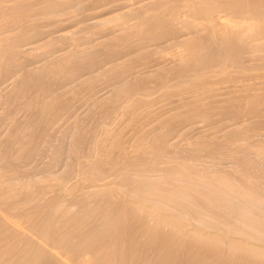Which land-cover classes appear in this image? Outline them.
<instances>
[{"label": "rangeland", "instance_id": "obj_1", "mask_svg": "<svg viewBox=\"0 0 264 264\" xmlns=\"http://www.w3.org/2000/svg\"><path fill=\"white\" fill-rule=\"evenodd\" d=\"M45 1V2H44ZM46 1H47V3H50V5L49 4H46L45 5V3H46ZM52 1H54V2H52ZM9 0V2H8V0H0V4L2 5H0V9H1V11H3V12H1L0 14V181L2 182H0V187L1 188H3L4 186H6V187H4V189H13V188H15L16 186L17 187H19V186H21L22 185V181H23V185H27V182H28V185H29V183L31 184V187H29V189L30 188H32V186L33 185H36L35 187L33 186V189L32 190H36V191H32V195H33V197H35V201L32 203V204H38L36 207L38 208L39 207V209L40 208H42V207H44L45 206V204H48V200L50 201L54 196L56 197V199H55V201L57 200L58 202L59 201H61V204H62V202H65V201H63L62 199H61V197H62V195L64 196V197H62V198H64V200H65V197L67 196L65 193H67L69 196H71L72 195V192H71V190L70 189H72V190H74L73 188L75 187V189H76V187H83V186H85V188L87 189V190H89V189H91V188H98V189H100L101 187L102 188H104V187H106V185L108 184V186H110V188L112 189V187H114L113 189H115V188H117V186L115 187V185L116 184H113V183H117V179L116 178H118V181H119V177L121 176V178H123V179H126L125 177H123L124 175L130 180L129 182H130V184H131V181L133 182L132 183V185H131V187L130 186H127V188H125L124 190H127V192H125V193H128V191H129V193H130V198H129V196H126V195H122V196H120V197H125V199L123 198H120V202L122 201V200H124V202L126 203H128V204H130V201L131 200H136L137 202H136V204H141V202H142V204H148V205H151V206H154L155 204L156 205H159V204H161L160 206L162 207V206H164V208L165 209H167V211H171V212H173L174 213V215L175 216H178L179 215V218L182 220V222H183V224L184 225H186L185 226V230H189V231H196V230H200V228H201V232H204L205 233V231L207 232V233H211V234H213L214 232V236H217L216 234L218 233V232H223L224 230L223 229H226L223 233H221V237H222V234H223V236L227 233V235H225V236H229V237H231V235H232V239H234V238H236L235 240L236 241H238V239H240L239 240V242L240 241H242V243H243V241H247V243H252V245L254 246H257L258 248H260V249H262L263 247H264V244H261V242H264V234H263V232L264 231H262V230H264V202H262V200H264V152L262 153V151H264V146H263V144H264V121L263 122H261L260 121V123H262V124H257L258 126H260V127H257V125H255L254 123H255V121H257L256 123H258L259 122V118L260 119H262L261 117H259V116H261L260 114L258 115V119H257V117H255L257 120H253L254 121V123L250 120V119H254V117H249L250 119H245L244 121L242 120L243 118H245V116L243 115H241L242 117V119L240 120H236V117L235 118H233L232 119V115H234V114H232L231 113V115H229V113L228 114H226V115H224V116H226V117H228V116H230V118L228 117V118H222V116L223 115H219V117L221 118L220 120H219V117H218V114L216 113V111L214 112V113H216V114H213V113H211L212 115H210V117H212V120L210 121V123H208L209 121H205L204 122V120H203V122H202V120L197 116L196 118L197 119H194V118H188V117H185L184 118V120L186 119V120H191V121H187L186 123L184 122V120H181V119H179V121L177 122V119L176 120H174L175 122H176V124H174L173 126H175V127H173L174 129H171V130H173V131H170V133L169 134H167V136H165V137H167L166 138V143L168 144V146L170 147V148H167L168 149V151H164V153H159L160 155H162V156H157V155H155V153L153 152V155H152V157H149L148 155H149V153H150V151H148L149 153H148V155L146 156H142V155H144V154H141V157H143V158H141L140 156H139V158L138 157H136L135 159L134 158H132L133 157V153L135 152V149H133V148H135V147H132V146H137L139 143H143L144 142V144L145 145H149V144H151L150 142L153 140L154 141V139L156 138H152V137H154L155 136V134L158 136L159 135V133H163V130H161V126L160 127H158L157 125H158V123H156L155 121H157V119H160L161 118V116L163 117V115H164V112H166L165 113V116L167 115V113L169 112V114L170 115H172V113L170 112V110L172 111L173 109L175 110H177L178 112H179V114L181 115V114H183L182 112L184 111L185 112V110L184 109H186V111H187V109H189L190 107H187L186 108V106H190L191 105V102L193 101V102H195L196 101V99L200 96V94H201V92L200 91H202L203 89L202 88H191V87H185L186 85H184L185 83H183L184 81L183 80H180L179 78H176V80H178V81H174L173 79H175V78H173V79H170V81L168 82V85L171 83V84H178V85H174L175 87H173V85H172V88L173 89H175V90H173L171 87H170V89H169V91L168 92H166V90L167 89H165V87H160L159 85H158V83H155V82H153V80L151 79L152 77L150 76L153 72V75L152 76H154V74L155 73H159V71L158 70H160V68H165L164 70H169L170 68V65H171V69H172V67L174 68L175 66H178L180 63H179V60H182V62L184 61V59H182V58H184V57H182V58H179L178 56H180V53L182 54V50H184L183 49V47L181 46V45H179V43H182V42H184V41H186L187 39H188V34H189V37H192L191 35H192V33H193V31H191L190 32V30H187L186 29V31L184 30V28L182 27V28H180L181 27V25H179V24H181L180 23V21H177V20H175L176 22H177V24L179 25V28H177V29H179L178 30V32H176L177 31V29H175V33H179V37H178V35H176V34H168V37H166L165 36V38H166V40L164 39V38H162V40H161V37L160 38H158V39H155V38H153L154 39V41H153V39H152V41L150 40L151 39V37L153 36V34H151V33H153V32H155V33H157L155 30L152 32V30H151V32L149 31L150 29H153V28H149V30L147 31L146 29V31L147 32H150V35H152V36H148V34L149 33H147V35H145V31H142V32H144V35H145V37L146 38H144L143 36V34L140 32V34H142V37L139 35H134V36H138L139 38L141 37L143 40L144 39H147V40H144V41H140L139 40V42H138V40H137V38H135L133 35H131V36H129V38L127 37V39H126V41H122V39H120V40H116V41H114V42H109L110 40H111V37H112V39L116 36H121L122 34H121V32L123 33V34H127L128 32H127V30H130L132 27H134V25L137 27V25L136 24H138V23H140V18H141V21H143V19H142V15L144 16V14L146 13L145 11H148L150 8H152V6H150V5H157L158 4V2L159 1H166V0ZM56 1V2H55ZM140 1L142 2V3H140ZM2 2V3H1ZM3 2L4 3H6V4H3ZM7 2H8V4H7ZM15 2V3H14ZM24 2V3H23ZM57 2H58V4H57ZM61 2L63 3V4H61ZM144 2V3H143ZM150 4H149V3ZM153 2V3H152ZM157 2V3H156ZM170 2H171V0H170ZM172 2H176V0L174 1H172ZM12 3V4H11ZM22 3V4H21ZM27 3V4H26ZM54 3V4H53ZM142 5V7H139V6H141L140 4ZM160 3V2H159ZM167 3L169 4V0H168V2H166V5H167ZM30 4V5H29ZM55 4H57V5H55ZM162 5H163V3H161ZM160 4V5H161ZM164 4H165V2H164ZM171 4H173V3H171ZM10 6L9 8H8V6ZM15 5V6H14ZM18 5V6H17ZM22 5H24V6H22ZM26 5H28V7L26 6ZM47 5H48V7H47ZM52 5V6H51ZM54 5V6H53ZM59 5V6H58ZM161 5V6H162ZM22 6V7H21ZM34 6V7H33ZM49 6H51V7H49ZM149 8H148V7ZM165 6V5H164ZM164 6H162V7H164ZM168 6V5H167ZM12 7V8H11ZM17 7V8H16ZM33 7V8H32ZM45 7H46V9H45ZM137 7H139V8H137ZM159 7V6H158ZM161 7V8H162ZM3 8V9H2ZM5 8V9H4ZM8 8V9H7ZM24 10H23V9ZM32 8V9H31ZM50 8V9H49ZM135 8V9H134ZM137 8V9H136ZM141 8L144 10V12H143V10L141 11ZM148 8V9H147ZM7 9V10H6ZM12 9V10H11ZM35 9V10H34ZM53 9V10H52ZM145 9H147V10H145ZM5 10V11H4ZM17 10V11H16ZM32 10V11H31ZM38 10V11H37ZM50 10V11H49ZM151 10V9H150ZM8 11V12H7ZM10 11H12L11 12V14H13L14 15V17H13V15H12V17L13 18H17V16H15V15H18V21L17 20H11V19H13L12 17H10L11 16V14H10V16H8L9 15V13H10ZM27 11V12H26ZM35 11V12H34ZM53 11V12H52ZM140 11V12H139ZM25 14H24V13ZM141 12H143V14L141 15L140 13ZM149 13H146L145 14V16L147 17V21L151 18V19H153V16H152V14H151V12L152 11H148ZM19 13H21L20 15H19ZM6 14H8L7 16L8 17H10V18H8L7 16H6ZM25 15L23 18H22V15ZM31 14V15H30ZM28 15H30V16H28ZM136 15H138L137 17H136ZM141 17H140V16ZM150 15V16H149ZM168 14H165L164 16H163V18H164V20L165 19H167V18H169L168 16H167ZM4 16H6L7 18H5ZM27 16V18L25 19V17ZM143 17L144 18V20L146 19V17ZM152 16V17H151ZM2 18V19H1ZM4 18H5V20H4ZM23 20H22V19ZM138 19V23L136 22V20ZM149 18V19H148ZM8 19H10V20H8ZM21 21H20V20ZM30 19V20H29ZM150 19V20H151ZM24 20H25V22H24ZM32 20V21H31ZM149 20V21H150ZM168 20V19H167ZM9 21H11V22H9ZM27 21V22H26ZM136 23H135V22ZM146 21V20H145ZM146 21V23H150V22H147ZM154 20H152L151 22H153ZM175 21H174V23H175ZM14 22H16V23H14ZM18 22V23H17ZM24 22V23H23ZM30 22V23H29ZM93 23V24H92ZM174 23H172V24H174ZM171 24V23H170ZM16 25H18L19 26V28L21 29H18V26H16ZM119 25V26H118ZM177 25V26H178ZM5 26H7V27H5ZM127 26H129V27H127ZM132 26V27H131ZM94 27V28H93ZM105 27V28H104ZM108 27H109V29H108ZM168 27V26H167ZM166 27V28H167ZM171 27H173L174 28V25H172V26H170V28ZM13 28V29H12ZM15 28V29H14ZM107 28V29H106ZM123 28V29H122ZM126 30H125V29ZM169 28V27H168ZM167 28V29H168ZM170 28L168 29V30H170ZM97 29V30H96ZM133 29V28H132ZM131 29V30H132ZM182 29V31H180ZM101 30V31H100ZM105 30V31H104ZM107 30V31H106ZM111 30V31H110ZM120 30V31H119ZM123 30V31H122ZM125 30V31H124ZM183 30H184V32H183ZM4 31V32H3ZM8 33H7V32ZM64 31V32H63ZM101 32V33H99V32ZM108 31H110V32H108ZM116 31V32H115ZM166 31V30H165ZM171 31V30H170ZM180 31V32H179ZM65 32L66 33H68V35H66L65 34ZM103 32H105V33H103ZM114 32V33H113ZM119 32V33H118ZM125 32V33H124ZM130 32V31H129ZM166 32H168V31H166ZM174 32V31H173ZM172 32V33H173ZM183 32V33H182ZM187 32V33H186ZM201 32V31H200ZM199 32V33H200ZM154 33V34H155ZM168 33H170V32H168ZM187 34V36H185L186 34ZM62 34H63V36H62ZM107 34V35H106ZM119 34V35H118ZM158 34V33H157ZM183 34V35H182ZM191 34V35H190ZM195 33H193V35H194ZM4 35V36H3ZM96 35V36H95ZM113 35H114V37H113ZM159 35V34H158ZM157 35V36H158ZM169 35H170V37H169ZM172 35H174L173 37H172ZM176 35V36H175ZM182 35V36H181ZM71 36V37H70ZM104 36V37H103ZM109 36V37H108ZM157 36H155V37H157ZM160 36V35H159ZM158 36V37H159ZM185 36V39L186 40H184L183 41V39H181L182 40V42H181V40L179 39V38H182V37H184ZM3 38V40H2V38ZM4 37H6V38H4ZM9 39H8V38ZM15 37V38H14ZM109 39H108V38ZM147 37H149V38H147ZM154 37V36H153ZM176 37V38H175ZM194 37H195V35H194ZM196 37H197V34H196ZM105 38V39H104ZM109 40V41H107V39ZM138 38V39H139ZM140 38V39H141ZM168 38V39H167ZM193 38V37H192ZM6 39V40H5ZM41 39H42V41H41ZM70 39V40H69ZM73 39V40H72ZM103 39H104V41L106 42V43H104L103 44ZM141 39V40H142ZM161 41H160V40ZM164 39V40H163ZM172 39H174V40H172ZM176 39H177V41H176ZM178 39L180 40L179 42H178ZM72 40V41H71ZM76 42H75V41ZM96 40H98V41H96ZM114 40V39H113ZM169 40V41H168ZM171 40V41H170ZM6 41V42H5ZM9 41V42H8ZM69 41H71V43L69 42ZM95 41V42H94ZM102 41V42H101ZM147 43H146V42ZM167 41V42H166ZM175 41V42H174ZM263 41V40H262ZM1 42H4V43H2L1 44ZM8 42V43H7ZM48 42V43H47ZM99 42V43H98ZM170 44H169V43ZM13 43H15V44H13ZM17 43V44H16ZM65 43V44H64ZM73 43V44H72ZM110 43H112V45L110 44ZM167 43V44H166ZM4 44V45H3ZM7 44V45H6ZM19 44V45H18ZM101 44V45H100ZM13 45V47H15L14 49L11 47ZM16 45V46H15ZM53 45V46H52ZM105 45V46H104ZM107 45V46H106ZM110 45V46H109ZM165 45V46H164ZM171 45V46H170ZM175 45V46H174ZM263 45V44H262ZM262 45H260L261 47H262ZM168 46V47H167ZM260 46H258V47H260ZM5 47V48H4ZM7 47V48H6ZM157 47V48H156ZM257 49H256V48ZM258 47L257 46H250V50H248L249 52L251 51V50H253V51H251L252 52V55H250V53L246 50L245 51V54L248 52L249 53V55L251 56V58L248 56V57H246L247 56V54L245 55L244 53H243V57H244V55H245V58L243 59V58H240V57H242L241 55H240V57H239V59H243V60H245L246 58V64H245V62L243 61V63H244V66L246 65L247 66V63L249 62V60H250V62L248 63L249 64V66H251V65H253V66H255V67H253L252 69L251 68H249L250 69V71H249V73L247 72V77L249 78L250 77V79H252L253 77L255 78V80H254V78H253V81L252 80H250V79H247V77H244V75H246V74H244V75H242V77L240 76V75H238L239 77H236L235 79H234V83L233 84H235V85H230V83H228L230 86V92H234V88H235V91L236 90H239V87L241 86V84H240V82L241 83H243L242 81L244 80V82H246L247 84H250L251 85V83L252 84H255V86H253L254 88L256 87V84L258 83V82H260L262 79L264 80V78H262V77H264V60L262 61V62H260V59L259 58H261V57H263L264 58V52L263 53H260L262 50H264V47H260L259 49H258ZM3 48V49H2ZM12 48V49H11ZM213 48V47H212ZM212 48H210V49H212ZM215 49H219V48H216V47H214ZM251 48H253V49H251ZM11 49V50H10ZM16 49H17V51H16ZM21 49V50H20ZM62 49V50H61ZM110 49V50H109ZM210 49H208V51L210 50ZM15 50V51H14ZM61 50V51H60ZM65 50V51H64ZM214 50V49H213ZM213 50L211 51V52H213ZM260 52H259V51ZM5 51H7L6 53H4ZM9 51V52H8ZM64 51V52H63ZM67 51V52H66ZM209 51V52H210ZM214 51H216V50H214ZM254 51H256V52H254ZM13 52H15V54L16 55H14V53ZM53 52V53H52ZM70 52V53H69ZM73 52V53H72ZM177 52V53H176ZM256 54V53H260L261 55H260V57L258 58V57H255V60H254V58H252V57H254V53ZM10 53V54H9ZM13 53V55L15 56H13V55H11ZM17 53H18V55H17ZM64 53V55L63 56H61L62 54ZM67 53H69V55L67 54ZM76 53V54H75ZM92 53V54H91ZM111 53V54H110ZM176 53V54H175ZM258 53V54H259ZM6 54V55H5ZM61 54V55H60ZM67 54V57L65 56ZM70 54H72V55H70ZM174 54V56H175V58L172 56ZM183 54H184V52H183ZM11 55V56H10ZM21 55V56H20ZM90 55H92V57L90 56ZM17 56V57H16ZM70 56V57H69ZM73 56H75V57H73ZM95 56V57H94ZM256 56V55H255ZM259 56V55H258ZM4 57V58H3ZM15 59H14V58ZM8 58H9V60H8ZM20 58V59H19ZM67 58H69V59H67ZM92 58V59H91ZM172 58V59H171ZM177 58V59H176ZM249 58V59H248ZM45 59V60H44ZM73 59V60H72ZM91 59V60H90ZM186 59V58H185ZM187 59H188V57H187ZM186 59V60H187ZM238 59V60H239ZM262 59V58H261ZM3 60V61H2ZM4 60H6V61H4ZM15 62H14V61ZM67 60H69V61H67ZM95 60V61H94ZM189 60V59H188ZM240 60V61H241ZM259 62H258V61ZM13 61V62H12ZM18 61V62H17ZM73 61H74V63H73ZM190 61V60H189ZM188 61V62H189ZM248 61V62H247ZM9 62V63H8ZM17 62V63H16ZM60 62V63H59ZM63 62H66V63H64L65 64V66L63 67V69L67 66V68H65L64 70H61L62 69V67H59L58 69H56L57 68V65L58 66H61V64H63ZM67 62H68V64H74V66L71 64V65H68L67 64ZM70 62V63H69ZM186 62V61H185ZM227 62L228 61H225V63L226 64H222V65H225V66H227V67H229V63H230V61L228 62V64H227ZM252 62H254V63H252ZM46 63V64H45ZM55 63H57V64H55ZM96 63V64H95ZM252 63V64H251ZM257 63V64H256ZM260 63V64H259ZM4 64V65H3ZM14 65V67H13V65ZM42 64V65H41ZM67 64V65H66ZM109 64V65H108ZM161 64V65H160ZM162 64H163V66H162ZM167 64V65H166ZM178 64V65H177ZM8 65V66H7ZM53 65V66H52ZM55 65V66H54ZM77 65V66H76ZM92 65V66H91ZM106 65V66H105ZM161 67H160V66ZM165 65V66H164ZM257 65V66H256ZM261 66V67H259V66ZM11 66V67H10ZM79 66V67H78ZM96 66V67H95ZM112 66H115L113 69H112ZM169 66V67H168ZM225 66H220V68H224ZM233 65H231L230 67L231 68H233L232 67ZM245 66V67H246ZM248 66V67H249ZM7 67H10V69L9 68H7ZM82 67V68H81ZM98 67V68H97ZM109 67H110V69H109ZM259 67V68H258ZM5 68V69H4ZM52 68V69H51ZM100 68L102 69V70H100ZM106 68H108V69H106ZM119 70H118V69ZM144 68V69H143ZM219 68V69H220ZM235 68V67H234ZM233 68V69H234ZM247 68V67H246ZM4 69V70H3ZM21 69V70H20ZM45 69V70H44ZM55 69V70H54ZM79 69V70H78ZM213 69V68H212ZM214 69H217V67H215ZM219 69L218 70H216V76H217V72H219ZM230 69V68H229ZM232 69V70H233ZM9 70V71H8ZM41 70V71H40ZM43 70V71H42ZM53 70V71H52ZM56 70H57V72H56ZM112 70H113V72L114 73H112ZM116 70H118L119 72H121V74L119 73L118 75H120V78L121 79H118L117 77H118V75H115V73L117 74L118 73V71H116ZM227 71H228V68L226 69ZM7 71V72H6ZM31 71V72H30ZM35 71L37 72V73H35ZM45 71V72H44ZM62 71V72H61ZM111 71V72H110ZM116 71V72H115ZM142 71V72H141ZM156 71H158V72H156ZM230 71V70H229ZM260 71V72H259ZM13 72V73H12ZM40 72V73H39ZM53 72V73H52ZM64 72V73H63ZM106 73L107 75H108V73H109V75L107 76L106 74H104V73ZM148 72V73H147ZM160 72H161V70H160ZM251 72L252 73H254L255 72V74H259V76H256L255 74H253V76H252V74H251ZM257 72V73H256ZM7 73V74H6ZM18 73V74H17ZM22 73V74H21ZM31 73V74H30ZM55 73V74H54ZM63 73V74H62ZM73 73V74H72ZM95 73V74H94ZM145 73V74H144ZM210 73V72H209ZM221 73V72H220ZM261 73V74H260ZM263 73V74H262ZM19 74H20V76H19ZM38 76H37V75ZM40 74V75H39ZM46 74H48V75H46ZM52 74H54L53 76H52ZM60 74V75H59ZM75 74V75H74ZM102 74V75H101ZM140 76H139V75ZM142 74H144V77H143V75ZM212 74V76L214 75L215 76V73L213 74V72L211 73ZM36 75V76H35ZM43 75V76H42ZM57 75V76H56ZM90 75H92V78H91V76ZM135 75V76H134ZM146 75V76H145ZM155 75H157V74H155ZM249 75H251V76H249ZM257 77H255V76ZM261 75V76H260ZM40 76V77H39ZM45 76V77H44ZM51 76V77H50ZM64 76V77H63ZM88 76V77H87ZM94 76H96L97 77V80L95 81V79H96V77H94ZM105 76V77H104ZM110 76V77H109ZM117 76V77H116ZM122 76V77H121ZM136 76H139V77H136ZM147 76H148V78H147ZM213 76V81H212V79L210 80V77H209V80L210 81H212L213 82V86L214 87H217V91H219V89L220 90H229V88H227L226 87V85H228V84H225V82H222L221 83V81L218 83V81H216V83H215V79L217 80V77L215 76L214 77ZM29 77V78H28ZM33 77V78H32ZM53 77V78H52ZM99 77V78H98ZM101 77H103V78H101ZM107 77V78H106ZM142 78V79H144L145 78V84H147L148 83V81H150V80H152V84L150 85L149 84V86H148V84L146 85V86H148L149 87V90H148V88L146 89V90H141L140 89V91L138 92V90H139V88H136V89H138V90H136V89H133V90H135V91H132L131 90V92H133L132 93V95L131 96H128V95H130L131 94V92H130V94H128V95H126V94H122V95H120L118 98H117V100H119V101H117V102H115V103H118V104H114V103H112V104H108V102H110L111 101V96H112V94H114L115 93V90L117 91L118 90V88L120 89H122V88H124L126 85L128 86V84L130 85V83L131 82H133L135 79H139V78ZM151 77V78H150ZM240 77H241V81H240ZM261 79V80H259V78ZM37 78V79H36ZM74 78V79H73ZM110 78V79H109ZM112 78V79H111ZM114 78V79H113ZM124 78V79H123ZM127 78V79H126ZM135 78V79H134ZM146 78H147V82H146ZM149 78H150V80H149ZM238 78V79H237ZM245 78V79H244ZM30 79V80H29ZM35 79V80H34ZM42 79V80H41ZM52 79V80H51ZM78 79V80H77ZM90 79L91 80H93L94 79V81H91V83H90ZM100 79V80H99ZM106 81H105V80ZM108 79L110 80V81H108ZM256 79H258V80H256ZM22 80V81H21ZM25 80V81H24ZM32 80H34L33 82H32ZM40 80V81H39ZM43 80H46V81H43ZM49 80H51V81H49ZM67 80V81H66ZM74 80V81H73ZM99 80V81H98ZM118 82H116V81ZM125 80V81H124ZM137 80H135V81H137ZM172 80V81H171ZM179 80L181 81V83L183 84H181V83H179ZM237 80H239V81H237ZM245 80H247V81H245ZM262 80V81H263ZM37 81V82H36ZM49 81V82H48ZM68 81H69V83H68ZM80 81V82H79ZM89 81V82H88ZM105 81V82H104ZM108 81V82H107ZM174 81V82H173ZM183 81V82H182ZM224 81V80H223ZM249 81H252V82H250L249 83ZM20 82V83H19ZM26 82V83H25ZM79 82V83H78ZM126 82H127V84H126ZM129 82V83H128ZM235 82H238L237 84L235 83ZM254 82H256V83H254ZM35 83H37V84H35ZM40 83L42 84V85H40ZM74 83V84H73ZM125 83V84H124ZM134 83V82H133ZM154 83V84H153ZM216 85H215V84ZM245 83V84H246ZM261 83V84H260ZM259 84L260 85H262V88H261V86L259 85V84H257V85H259L260 87L258 88V89H260V91L262 90V92H264V85L262 84V83H264V81L263 82H260ZM24 84V85H23ZM30 84V85H29ZM70 84H71V86H70ZM83 86H82V85ZM85 84V85H84ZM87 84V85H86ZM217 84H219L218 86H217ZM223 84H225V85H223ZM22 85V86H21ZM34 85V86H33ZM40 85V86H39ZM64 85H65V87H64ZM66 85H67V87H66ZM73 85V86H72ZM110 85V86H109ZM116 85H117V87H116ZM122 85V86H121ZM239 86V87H235V86ZM33 86V87H32ZM38 86V87H37ZM42 86H44L43 88H41ZM69 86V87H68ZM112 86V87H111ZM170 86V85H169ZM179 86L181 87L182 86V88H179ZM47 87V88H46ZM63 87V88H62ZM79 87H80V89H79ZM82 87V88H81ZM114 87H116V88H114ZM153 87V88H152ZM211 88H212V86H210ZM224 87V88H223ZM232 87H234V88H232ZM258 87V86H257ZM71 88H73V89H71ZM78 88L79 90H76V89ZM151 88L154 90H152L151 92H150V90H151ZM158 88V89H157ZM161 88H162V90L163 89H165L164 91L165 92H162V90H161ZM177 88H179L178 90H177ZM184 88H186L187 90L186 91H184L185 89ZM223 88V89H222ZM238 88V89H237ZM241 88V87H240ZM43 89V90H42ZM47 89V90H46ZM64 89V90H63ZM76 90V92H75V90ZM172 89V90H171ZM215 89H213V91L215 90ZM257 89V88H256ZM24 90V91H23ZM29 90V91H28ZM45 90V91H44ZM73 90H74V92H75V94H72V92H73ZM149 92H148V91ZM182 91V92H180V91ZM21 91V92H20ZM43 91V92H42ZM49 91V92H48ZM63 91V92H62ZM109 91H110V94H109ZM137 91V92H136ZM156 91V92H155ZM172 91H173V94H174V92H176V94H172ZM183 91H184V94H183ZM189 91H191V92H189ZM192 91H194V92H192ZM198 92V97H197V92ZM217 91L215 92H211V95L212 94H214V96L212 95V96H210V94L209 95H207V96H209L208 98L209 99H211V101H212V98L211 97H214V98H216L217 96H220L221 98L223 97V96H225V97H227V94H228V92L229 91H227V94H225V92L226 91H224V92H222V91H220V94H219V92H218V94H217ZM140 92H143V94H140ZM154 92H155V94H154ZM159 92H161V94H163V95H161V94H159ZM203 92H204V90L202 91V94L201 95H203L202 97V99H203V101H204V99H205V101H206V98H207V96H205L204 94H205V92H204V94H203ZM221 92H222V94H221ZM164 93L166 94L165 96H164ZM66 96H65V95ZM134 94V95H133ZM135 94L137 95V94H139V95H137V96H135ZM145 94V95H144ZM147 94H148V96H147ZM154 94V95H153ZM171 94H172V96H171ZM193 94H196V96L195 95H193ZM73 95H75L74 97H73ZM215 95H216V97H215ZM52 96V97H51ZM71 96V97H70ZM126 96H128L129 98H126ZM133 96V97H132ZM136 97V99H135V97ZM142 96H146V98L145 97H142ZM168 96V97H167ZM192 96V97H191ZM205 96V97H204ZM69 97V98H68ZM73 97V98H72ZM109 97V98H108ZM120 97H122V99H119ZM137 97H140V98H142V99H140V98H138L139 100H137ZM158 97V98H157ZM189 97V98H188ZM75 98V99H74ZM109 99V101H108V99ZM145 98V100L143 101V99ZM191 98V99H190ZM195 99V100H192V99ZM201 98V97H200ZM213 98V99H214ZM218 99H219V97H217ZM220 98V99H221ZM74 99V100H73ZM107 99V100H106ZM127 99V100H126ZM132 99V100H131ZM149 99V100H148ZM201 99V100H202ZM218 99H216V101L219 103H217V106H222L223 104H221L222 103V101L221 102H219L220 101V99L218 100ZM33 100V101H32ZM96 100V101H95ZM105 100V101H104ZM129 100V101H128ZM133 100H135V102L133 101ZM137 100V101H136ZM142 101V104H143V106L141 107V105L139 104V103H141V101ZM154 100V101H153ZM172 100H174V101H172ZM184 100V101H183ZM192 100V101H191ZM221 100H224V98H222ZM30 101V102H29ZM36 101V102H35ZM103 101V102H102ZM123 101H124V103H123ZM130 101H131V104H129L130 103ZM187 101H189V103H187ZM210 101V100H209ZM210 101V102H211ZM214 101H215V99H214ZM216 101H215V103H216ZM31 102H32V104H31ZM39 102H40V104H39ZM107 102V105L105 104V103ZM122 102V103H121ZM147 103L146 105H145V103ZM192 102V103H193ZM213 102V101H212ZM42 103V104H41ZM44 103V104H43ZM105 105H103V104ZM137 103V104H136ZM30 104V105H29ZM35 104V105H34ZM47 104V105H46ZM194 104V103H193ZM192 104V105H193ZM214 104V103H213ZM33 105V106H32ZM38 105V106H37ZM40 105V106H39ZM45 107H44V106ZM101 105V106H100ZM120 105V106H119ZM122 105V106H121ZM130 107H129V106ZM133 105V106H132ZM137 105H139V107L137 106ZM145 105V106H144ZM215 105V107H216V104H214ZM103 106V107H102ZM110 106V107H109ZM113 106V107H112ZM117 106V107H116ZM132 106V107H131ZM135 106H137L138 108H137V110H136V107ZM37 107H39V108H37ZM105 107H106V109H105ZM107 107H109V110H108V108ZM112 107V108H111ZM129 109H128V108ZM149 107H150V109H149ZM192 107V106H191ZM43 108V109H42ZM118 108V109H117ZM35 109V110H34ZM37 109V110H36ZM44 109H45V112H44ZM111 109H113V110H111ZM123 109H125V110H123ZM132 109V110H131ZM135 109V110H134ZM35 112H34V111ZM47 110V111H46ZM51 110V111H50ZM53 110V111H52ZM106 110V111H105ZM127 110V111H126ZM128 110H130L131 111V115H130V111L128 112ZM146 110V111H145ZM148 110L150 111V113H151V110H152V113H153V116L155 117H153L152 118V116H151V118H152V120H151V118L149 117L148 118V116H150V115H152V113L150 114V115H148V113H146V112H148ZM156 110V111H155ZM174 110L172 111L173 112V115L177 112L176 110V112L174 113ZM264 106L262 105V106H260V111L261 112H263V114H262V116L264 115ZM37 111V112H36ZM39 111H41L42 112V115H40L41 114V112H39ZM120 111V112H119ZM122 111H123V113H122ZM134 111V112H133ZM135 111H137L136 113H135ZM154 111V112H153ZM162 111H164L163 113H161ZM44 112V113H43ZM49 112V113H48ZM59 112V113H58ZM103 112H104V114H103ZM111 112H113L112 114H111ZM117 112V113H116ZM133 112V113H132ZM144 112H145V114H144ZM155 112L157 113V112H160V114H163V115H161L160 117L158 116V118H157V115H159V113H157V114H155ZM177 112V113H178ZM35 113V114H34ZM46 113V114H45ZM57 113H58V115H57ZM94 113V114H93ZM97 113V114H96ZM107 113V114H106ZM110 113V114H109ZM39 114V115H38ZM50 114V115H49ZM54 114V115H53ZM147 114V115H146ZM156 116H155V115ZM168 114V117L170 116ZM144 115V116H143ZM48 116V117H47ZM55 116V117H54ZM102 116H103V118H102ZM110 116V117H109ZM135 116V117H134ZM176 116H178V115H176ZM47 117V118H46ZM129 117V118H128ZM137 117V118H136ZM167 117V116H166ZM165 117V118H166ZM238 117L240 118V116H237V119H238ZM264 117V116H263ZM51 118V119H50ZM54 118H56V119H54ZM105 118V119H104ZM107 118V119H106ZM54 119V120H53ZM103 119V120H102ZM162 119V118H161ZM192 119H194L195 120V122H194V120H192ZM199 119V120H198ZM217 119L219 120V121H217ZM227 119H228V121H227ZM230 119H232V120H230ZM236 120L237 122H234L233 120ZM51 120V121H50ZM135 120V121H134ZM138 120V121H137ZM163 120V119H162ZM181 120V121H180ZM246 120L248 121H251L254 125H255V127L254 128H252L254 125H251V123L248 121V122H246ZM263 120H264V118H263ZM101 121V122H100ZM113 121V122H112ZM159 121V120H158ZM183 121V122H182ZM212 121H215L214 122V124H213V122ZM216 121L218 122L217 124H216ZM224 121V122H223ZM230 121H232V123L230 122ZM241 121V122H240ZM148 122H149V124H148ZM174 122V123H175ZM179 122H181V123H179ZM222 122V124H220ZM228 122V123H227ZM234 122V123H233ZM241 123V124H239V123ZM242 122H243V124L244 123H248V124H250L249 125V127H248V124L246 125V124H244L245 126H243V124H242ZM111 123V124H110ZM143 123V124H142ZM152 123V124H151ZM154 123H156V124H154ZM188 123V124H187ZM207 123V124H206ZM225 123L228 125H225ZM230 123V124H229ZM237 123V124H236ZM46 124V125H45ZM98 124V125H97ZM100 124V125H99ZM103 124V125H102ZM143 126H142V125ZM160 124V123H159ZM179 124V125H178ZM191 124V125H190ZM208 124H211V125H208ZM223 124H224V126H223ZM239 124V125H238ZM118 125V126H117ZM184 125V126H183ZM217 125H219V127H220V129H219V127L217 126ZM237 125V126H236ZM97 126V127H99V128H97L96 127V129H95V127ZM109 126V127H108ZM151 126V127H150ZM157 126V127H156ZM188 126V127H187ZM191 126V127H190ZM196 126V127H195ZM223 126V128H221ZM225 126H227V127H225ZM231 126V127H230ZM232 126H234L233 128L234 129H236V128H238V129H236V130H238V131H236V130H234L233 128H232ZM241 126V127H240ZM46 127H48V128H46ZM82 127V128H81ZM88 127L90 128V129H88ZM106 127V128H105ZM143 127V128H142ZM152 127H154V128H156L157 129V131L155 132L154 130H156V129H152ZM184 127V128H183ZM186 127V128H185ZM201 127V128H200ZM204 127V128H203ZM206 127V128H205ZM214 127L216 128V131L214 132ZM246 127H248V128H250L251 130H250V132L252 131V132H256L255 134L254 133H249V129L248 128H246ZM148 128H151V129H148ZM176 128V129H175ZM193 128V129H192ZM210 128H213V129H210ZM231 128V129H230ZM242 128L244 129V130H248V132H247V130L246 131H244V130H242ZM262 130H261V129ZM34 129V130H33ZM41 129H42V131H41ZM43 129H44V131H43ZM109 129V130H108ZM159 129V130H158ZM182 129H183V131L185 132H182ZM217 129H219V130H217ZM226 129H227V132H225L226 131ZM241 131H240V130ZM255 131H254V130ZM260 129V130H259ZM30 130V131H29ZM108 130V131H107ZM147 132H146V131ZM151 130V131H150ZM176 130H177V132H176ZM186 130V131H185ZM195 130V131H194ZM198 130V131H197ZM201 130V131H200ZM210 130V131H209ZM223 130H225V131H223ZM230 130H234V131H230ZM258 130V131H257ZM10 131V132H9ZM49 133H48V132ZM93 132V133H91V132ZM150 131V132H149ZM153 131V132H152ZM160 131V132H159ZM162 131V132H161ZM209 131V132H208ZM213 133H212V132ZM220 131H221V133H220ZM229 131V132H228ZM240 131V132H239ZM263 131V132H262ZM16 132L18 133V134H16ZM20 132V133H19ZM40 132V133H39ZM44 132V133H43ZM100 134H99V133ZM108 133V135H107V133ZM111 132V133H110ZM119 132V133H118ZM146 132V133H145ZM150 133V135H149V133ZM157 132H158V134H157ZM181 133V135H180V133ZM224 132L225 133H227V134H224ZM242 132V133H241ZM248 133V134H245V135H247L246 137L248 138H244L245 137V135H243L244 133ZM261 132H262V134H261ZM15 133V134H14ZM33 133V134H32ZM45 133H46V135H45ZM79 133L81 134V136L83 137V136H85V137H83L82 138V140L83 141H85L84 143L82 142V140H81V137H80V141H78V139L76 138V140L78 141H76V140H74L75 139V136L74 135H76V137H77V134L79 135ZM96 133V134H95ZM104 133H106V136L105 135H103ZM110 133V134H109ZM144 133V135L146 136H142L141 134H143ZM155 133V134H154ZM183 133V134H182ZM207 133H209V134H207ZM217 133V134H216ZM223 133V134H222ZM8 134V135H7ZM14 134V135H13ZM21 134V135H20ZM26 134H28V135H26ZM42 134V135H41ZM74 134V135H73ZM87 134V135H86ZM92 134V136H90ZM111 134H112V136H111ZM120 134H121V137H122V143L125 145V147H126V145H127V147H126V149H125V152L127 151V150H129V152L127 153L128 155H125V156H130L132 159H126V157H122L121 158V156H119V155H121L122 153H119V152H115V154H114V156L115 157H111L110 158V156L109 155H103V158L104 157H106V158H104L105 160H103V159H101V161L102 162H105L104 164H106V165H108L109 163V165L111 166H109V168H108V166H105L106 167V172L104 171L103 172V170H102V172L101 173H103V174H98L97 173V175H96V173H95V175H94V173H93V177L94 176H96V177H92L91 176V178H90V180L93 182V183H90L89 185H87V183H86V181L88 180V179H86V175H87V169L84 171V172H82L81 173V169L80 168H83V166H85L84 168H86L87 166L89 167L90 166V163H91V165L92 166H90L89 168H90V171H91V168H93V164H92V162L94 163V161L96 160V157H94V159H93V155L95 154L96 155V152L93 150V148H92V144L94 145L95 143H93V142H96V144L99 142V140H101V138L102 137H104V138H102V140L104 139L105 140V148H107V146H109L110 145V143H111V141L109 140V139H112L113 137H114V135H118V136H120ZM154 136H153V135ZM171 134V135H170ZM186 134H187V136H186ZM203 134V135H202ZM220 134V135H219ZM242 134V135H241ZM253 134V135H252ZM16 135V136H15ZM100 135H101V137H100ZM142 136V138H140V140L141 141H143V140H145V141H143V142H140L139 141V136ZM183 135V136H182ZM208 135V136H207ZM215 135H217L218 137H216ZM223 137H222V136ZM228 137H227V136ZM9 136V137H8ZM28 136V137H27ZM72 136H73V138H72ZM108 136V137H107ZM112 138H111V137ZM140 136V137H141ZM150 136H151V138H150ZM172 138H171V137ZM185 136V137H184ZM205 136H207V137H205ZM215 136V137H214ZM226 136V137H225ZM241 136V137H240ZM242 136H243V138H242ZM40 137H42V138H40ZM46 137H47V139H46ZM48 137L50 138V139H48ZM64 137V138H63ZM105 137H107L106 139H105ZM120 137V138H121ZM148 137V138H147ZM179 137V138H178ZM183 137V138H182ZM188 137V138H187ZM196 137H198V138H196ZM207 138V139H209V141H212L213 139V143L215 144L216 143V146L213 144V143H211V145L209 146V148L208 149H206L205 151H196V150H199L200 148L199 147H197V148H199V149H196L195 148V150H192L193 149V147H194V145L193 144H191L192 146H190V143H193L192 141H195L196 139H200V138ZM15 138V139H14ZM19 138V139H18ZM62 138V139H61ZM85 138V139H84ZM87 138H89L88 140H90L92 143H88V141H87ZM100 138V139H99ZM219 138V139H218ZM230 138V139H229ZM26 141H25V140ZM36 139V140H35ZM46 139V140H45ZM92 139H93V141H92ZM95 139V140H94ZM137 139H138V144H136L137 143ZM148 139V140H147ZM150 139H151V141H150ZM184 139V140H183ZM235 139V140H234ZM21 140V141H20ZM39 140V141H38ZM45 140V141H44ZM97 140H98V142H97ZM101 140V141H102ZM103 140V141H104ZM190 140V141H189ZM198 140H196V141H198ZM200 140H202V139H200ZM251 140V141H250ZM15 141V142H14ZM17 141V142H16ZM40 141H42V142H40ZM73 141V142H72ZM125 143H124V142ZM147 141V142H146ZM150 141V142H149ZM152 141V142H153ZM171 141V145H170V142ZM187 141H188V143H187ZM227 143H225V142ZM231 143H230V142ZM4 142V143H3ZM10 142V143H9ZM28 142V143H27ZM44 142V143H43ZM74 143V145L76 146V147H78L79 148V146L78 145H81L79 142H82L83 144H82V146H80L81 148H83L82 150V152L84 153V154H79L80 156H82V157H79V155H78V157L76 156V154L73 152V151H75L74 149V147L75 146H73V144L72 143ZM75 142H77V144L75 143ZM249 142V143H248ZM254 142V143H253ZM20 143V144H19ZM23 143V144H22ZM31 143V144H30ZM40 143V144H39ZM47 143V144H46ZM62 143V144H61ZM87 143H88V145H87ZM109 143V144H108ZM130 143V144H129ZM195 143V142H194ZM242 143V144H241ZM28 144V145H27ZM44 144V145H43ZM63 144H64V146H63ZM95 144V145H96ZM143 144V145H144ZM167 144H166V146H167ZM188 144V145H187ZM259 144H261V145H259ZM25 145H26V147H25ZM30 145V146H29ZM62 147H61V146ZM86 146L87 148L89 147V149H91V150H93V151H91V150H87V148H84L83 146ZM91 145V146H90ZM123 145V146H124ZM144 145V146H145ZM187 145V146H186ZM197 145V144H196ZM196 145H195V147H196ZM237 145V146H236ZM239 145V146H238ZM17 146H18V148H17ZM29 146V147H28ZM59 146V147H58ZM167 146V147H168ZM198 146V145H197ZM219 146V147H218ZM65 147V148H64ZM91 147V148H90ZM131 147H132V150H131ZM191 147H192V149H191ZM249 147V148H248ZM25 148V149H24ZM27 148V149H26ZM30 148V149H29ZM37 148V149H36ZM58 148H60L61 149V152H60V149H58ZM73 148V149H72ZM172 148V149H171ZM189 148V149H188ZM223 148V149H222ZM226 148V149H225ZM232 148H233V150H232ZM263 150H262V149ZM20 149H23L24 151H26V152H24L23 151V153L21 152L22 150H20ZM55 149H56V151H55ZM80 149V148H79ZM239 149V150H238ZM249 149H251V150H249ZM255 149H257V150H255ZM59 152H58V151ZM69 150V151H68ZM71 150V151H70ZM85 150V151H84ZM173 151V152H169V151ZM175 150V151H174ZM253 150V151H252ZM21 153H20V152ZM38 151V152H37ZM233 151V152H232ZM236 151H238V152H236ZM240 151V152H239ZM244 151V152H243ZM54 152V153H53ZM58 152V153H57ZM71 152H73V153H71ZM80 152H81V149H80ZM88 152H90V153H88ZM91 152H93V153H91ZM192 154H191V153ZM217 154H216V153ZM236 152V153H235ZM256 152V153H255ZM29 153V154H28ZM67 155H66V154ZM118 153V154H117ZM166 153H168V155L166 154ZM172 153V154H171ZM215 153V154H214ZM220 153V154H219ZM25 154H26V156H25ZM53 154H55L56 156H54ZM61 154V155H60ZM71 154V155H70ZM74 154V155H73ZM86 154V155H85ZM92 156H91V155ZM135 154V153H134ZM146 154H147V151H146ZM152 154V153H151ZM151 154H150V156H151ZM164 154V155H163ZM174 154V155H173ZM177 154V155H176ZM184 154V155H183ZM201 154V155H200ZM233 154V155H232ZM257 154V155H256ZM20 155H23V156H20ZM51 155V156H50ZM53 155V156H52ZM85 155V156H84ZM88 155V156H87ZM94 155V156H95ZM122 155H124V154H122ZM156 156V159L153 157V156ZM176 155V156H175ZM194 155V156H193ZM208 155V156H207ZM214 155V157H212ZM224 155V156H223ZM244 155V156H243ZM25 156V157H24ZM76 158V160L73 158ZM76 156V157H75ZM107 156H109L108 158H107ZM119 156V157H118ZM181 156H182V158H181ZM191 156V157H190ZM222 156V157H221ZM230 156H231V158H230ZM235 156V157H234ZM57 157H58V159H57ZM68 157V158H67ZM92 157V158H91ZM129 157V158H130ZM145 157V158H144ZM149 157V158H148ZM160 157V158H159ZM171 157V158H170ZM184 157V158H183ZM237 157V158H236ZM51 158V159H50ZM52 158H54L53 159V161H51L52 160ZM60 158V159H59ZM71 158V159H70ZM81 160H79V159ZM88 158V159H87ZM90 158H91V160H90ZM111 160H110V159ZM115 158V160H112V159H114ZM147 158V159H146ZM170 158V160H168ZM173 158V159H172ZM198 158V159H197ZM213 158V159H212ZM220 158V159H219ZM234 158V159H233ZM246 158V159H245ZM257 158V159H256ZM24 159V160H23ZM69 159H70V161H69ZM74 161H73V160ZM77 159H78V161H77ZM82 159H83V161L85 162V163H83V161H82ZM121 159V160H120ZM143 159H145L144 161H143ZM149 159H150V161H149ZM153 161H152V160ZM196 159V160H195ZM216 159V160H215ZM224 159H225V161H224ZM228 160V162H227V160ZM243 159V160H242ZM22 160V161H21ZM54 160H56V161H54ZM108 160L110 161L109 163H108ZM118 160H120L121 162H119ZM124 160V161H123ZM125 160L127 161V160H129V161H127V163L125 162ZM163 160H165V161H163ZM175 160H177V161H175ZM210 160V161H209ZM219 160V161H218ZM222 160V161H221ZM51 161V162H50ZM60 161V162H59ZM69 161V162H68ZM76 161V162H75ZM80 161V162H79ZM90 161V162H89ZM114 163H113V162ZM131 161V162H130ZM134 161V162H133ZM155 161V162H154ZM157 161V162H156ZM181 161V162H180ZM250 161V162H249ZM26 162V163H25ZM70 162L71 163H73V164H75V166L73 165V164H70ZM79 162V164H77ZM96 162V161H95ZM182 162H183V164H182ZM7 163V164H6ZM48 163H49V165H48ZM58 163V164H57ZM64 163V164H63ZM69 163V164H68ZM83 163V164H82ZM97 163V162H96ZM108 163V164H107ZM117 163V164H116ZM122 163V164H121ZM150 163V164H149ZM176 163V164H175ZM248 163V164H247ZM22 164V165H21ZM24 164V165H23ZM48 166H47V165ZM51 164V165H50ZM67 164V165H66ZM87 164V165H86ZM95 164V163H94ZM104 164H103V168H105L104 167ZM124 164V165H123ZM128 164V165H127ZM136 164V165H135ZM142 164V165H141ZM144 164V165H143ZM149 164V165H148ZM164 164V165H163ZM168 164H169V166H168ZM183 166H182V165ZM4 165V166H3ZM7 165H8V168H10V170L9 169H7ZM26 165V166H25ZM64 165H66V166H64ZM69 165H72V166H70L69 167ZM79 165H80V167H79ZM119 165V166H118ZM131 165V166H130ZM151 165V166H150ZM172 165H174V166H172ZM181 167H179V166ZM231 167H230V166ZM6 166V167H5ZM10 166V167H9ZM50 166V167H49ZM58 166V167H57ZM121 166V167H120ZM134 166V167H133ZM141 168H140V167ZM160 166V167H159ZM162 166H163V168H162ZM232 166H234V167H232ZM248 166V167H247ZM11 167H13V168H11ZM24 167H26L27 169H25ZM43 167H46V168H43ZM63 167V168H62ZM72 167V168H71ZM73 167H74V170H73ZM77 167V168H76ZM114 167H119L118 168V170H117V168H114ZM122 167H124L123 169H122ZM138 167V168H137ZM150 167V168H149ZM173 168V169H170V168ZM229 167V168H228ZM3 168V169H2ZM20 168V169H19ZM34 168V169H33ZM40 168H42V169H40ZM50 168V169H49ZM68 168H70L71 170H69ZM83 168V169H84ZM89 168H88V170H89ZM102 168V169H103ZM108 168V169H107ZM111 168V169H110ZM113 168H114V170H113ZM129 168V169H128ZM132 168V169H131ZM144 168V169H143ZM145 168H146V170H148V172L145 170ZM156 168V169H155ZM170 169V170H168V169ZM177 168H179L180 170H178ZM231 168V169H230ZM63 169V170H62ZM65 169V170H64ZM69 171H72V172H70V173H72V174H70V176L72 177H69V173H66L68 170ZM78 171H77V170ZM82 169V170H83ZM116 169V170H115ZM121 169V170H120ZM162 169V170H161ZM164 169V170H163ZM233 169V170H232ZM257 169V170H256ZM20 170V171H19ZM47 170V171H46ZM49 170V171H48ZM52 170V171H51ZM110 170H112V171H110ZM131 170V171H130ZM141 170V171H140ZM151 170H153L152 172H151ZM159 170H161L160 172H159ZM174 170H175V172H174ZM177 170V171H176ZM237 170V171H236ZM242 170V171H241ZM255 170V171H254ZM259 170V171H258ZM3 171V172H2ZM27 171V172H26ZM51 171V172H50ZM64 171V172H63ZM68 171V172H69ZM135 171V172H134ZM138 171H139V173H138ZM166 171V172H165ZM169 171V172H168ZM261 171V172H260ZM12 172H13V174H12ZM43 172V173H42ZM53 172V173H52ZM76 172V173H75ZM80 172V173H79ZM111 172V173H110ZM137 172V173H136ZM143 172V173H142ZM145 172V173H144ZM165 172V173H164ZM177 172V173H176ZM253 172V173H252ZM21 175H20V174ZM58 173V174H57ZM64 173H66V174H64ZM74 173V174H73ZM85 174V178H83V176L84 175H82V174ZM121 173H122V175H121ZM154 173V174H153ZM162 173V174H161ZM175 173V174H174ZM179 173V174H178ZM250 173V174H249ZM252 173V174H251ZM52 174H53V176L54 175H56V176H54V179H52L53 178V176H52ZM64 174V175H63ZM76 174V175H75ZM110 176H109V175ZM113 174V175H112ZM128 176H127V175ZM134 174V175H133ZM171 174V175H170ZM173 174V175H172ZM181 174V175H180ZM224 174V175H223ZM17 175V176H16ZM47 177H46V176ZM49 175V176H48ZM66 175H68L67 177H65ZM72 175H74V176H72ZM79 175V176H78ZM92 175V174H91ZM101 177H100V176ZM120 175V176H119ZM132 177H131V176ZM166 175L168 176V177H166ZM179 175V176H178ZM183 175V176H182ZM216 175V176H215ZM218 175V176H217ZM7 176V177H6ZM52 176V177H51ZM61 176V177H60ZM63 176V177H62ZM97 176H99V177H97ZM102 176H103V178H102ZM104 176H105V178H104ZM114 178H113V177ZM146 176H147V178H146ZM159 176V177H158ZM172 176V177H171ZM220 176V177H219ZM224 176V177H223ZM227 176V177H226ZM244 176V177H243ZM257 176V177H256ZM6 177V179H4ZM13 177V178H12ZM44 177V178H43ZM74 177V178H73ZM108 177V178H107ZM140 177H142V178H140ZM155 177V178H154ZM163 177H165V179H162ZM176 177V178H175ZM231 177V178H230ZM251 177V178H250ZM25 178V179H24ZM40 178V179H39ZM45 178L47 179V181L45 180ZM51 178V179H50ZM64 179V180H62V179ZM100 178V179H99ZM102 178V179H101ZM133 178V179H132ZM138 178V179H137ZM162 180H161V179ZM167 178V179H166ZM180 178V179H179ZM214 178H215V180H214ZM219 178V179H218ZM221 178V179H220ZM226 178H227V180H226ZM262 178V179H261ZM32 179V180H31ZM34 179V180H33ZM59 179V181H60V179L62 180V181H60V183H57L56 181ZM82 179L83 180H86L85 182L84 181H82ZM105 179V180H104ZM115 179V180H114ZM152 179V180H151ZM179 179V180H178ZM186 179V180H185ZM225 179V180H224ZM229 179V180H228ZM233 179V180H232ZM247 179V180H246ZM3 180V181H2ZM11 180H12V182H11ZM16 180V181H15ZM28 180V181H27ZM37 180V181H36ZM40 180V181H39ZM49 180H51V181H49ZM56 180V181H55ZM90 180H88V182H91ZM94 180V181H93ZM99 182H98V181ZM156 180V181H155ZM166 180H167V182H166ZM171 180V181H170ZM212 180H214L213 182L215 183V185H213V186H216L217 187V185H218V187L216 188V187H213V186H211V184L209 183V182H211ZM256 180V181H255ZM5 181V182H4ZM26 181V182H25ZM36 181V182H35ZM58 181V182H59ZM70 181H71V184H70ZM73 181V182H72ZM79 181V182H78ZM115 181V182H114ZM140 184H138L137 182ZM148 181V182H147ZM164 182L165 181V183H162V182ZM174 181V182H173ZM216 181H217V185H216ZM222 181V182H221ZM223 181H225V182H223ZM229 181H231L230 183H229ZM234 181V182H233ZM17 182V183H16ZM52 182V183H51ZM53 182H56V184L57 185H59V187L61 188V185H62V188L61 189H58V188H56L57 186H56V184L55 183H53ZM82 182H83V184H82ZM94 182H95V186H94ZM145 182H147V184L145 183ZM157 184H156V183ZM162 183V185L160 184V183ZM172 182H173V184H172ZM241 182V183H240ZM4 183V184H3ZM11 183V184H10ZM15 183V184H14ZM39 183V184H38ZM49 183V184H48ZM62 183V184H61ZM77 183H80L79 185L77 184ZM142 183V184H141ZM153 183V184H152ZM175 183V184H174ZM212 183V182H211ZM219 183V184H218ZM17 184V185H16ZM19 184H21V185H19ZM52 184V185H51ZM70 184V185H69ZM72 184H73V187H72ZM97 184H98V186H97ZM113 184V185H112ZM146 184V185H145ZM158 184H160V185H158ZM172 186H171V185ZM209 184H210V186H209ZM230 184V185H229ZM235 184V185H234ZM241 184H243L242 186H241ZM253 184V185H252ZM27 185V186H28ZM44 185V186H43ZM75 185V186H74ZM137 185V186H136ZM138 185H139V187H138ZM167 185V186H166ZM181 187H180V186ZM183 185V186H182ZM223 185V186H222ZM226 187H225V186ZM240 185V186H239ZM249 185V186H248ZM252 185V186H251ZM262 185V186H261ZM13 186V187H12ZM30 186V185H29ZM37 186H39V187H37ZM43 188H42V187ZM48 186V187H47ZM52 186V187H51ZM55 186V187H54ZM89 186H90V188H89ZM91 186H93V187H91ZM101 186V187H100ZM134 186H136V188L138 189V191H140L139 189H141V193L140 192H138V193H135V191L134 190H137V189H134ZM141 186V187H140ZM145 186V187H144ZM150 186H151V188H150ZM157 186V187H156ZM161 186V187H160ZM170 186V187H169ZM187 186V187H186ZM233 186V187H232ZM239 186V187H238ZM247 186V187H246ZM68 187V188H67ZM70 187V188H69ZM72 187V188H71ZM153 187H156V188H153ZM164 187V188H163ZM175 187V188H174ZM180 187V188H179ZM182 187H183V189H182ZM221 187V188H220ZM225 187V188H224ZM236 187V188H235ZM245 188V189H241V188ZM248 187H249V189H248ZM257 189H256V188ZM47 188V189H46ZM49 188V189H48ZM54 188H56V189H54ZM84 188V187H83ZM83 188H81V189H76V191L78 190V192L79 191H81ZM84 188V189H85ZM166 188V189H165ZM212 188H214V189H212ZM254 188V189H253ZM263 188V189H262ZM44 189H46L44 192H43V190ZM52 189V190H51ZM68 191H67V190ZM86 189H85V192H87L86 191ZM121 189H123V188H121ZM121 189H117V191L116 190H114L115 192H118V190H120L121 191ZM129 189V190H128ZM156 189V190H155ZM168 189V190H167ZM179 189V190H178ZM189 189V190H188ZM216 189H217V191H216ZM221 189V190H220ZM251 189V190H250ZM262 189V190H261ZM39 190V191H38ZM49 190V191H48ZM53 190H56V191H53ZM94 190H96V189H94ZM124 190L122 191V192H124ZM133 190L134 192H131V191ZM143 190V191H142ZM172 190V191H171ZM177 190V191H176ZM182 190V191H181ZM200 190H202V191H200ZM219 190V191H218ZM228 190V191H227ZM231 190V191H230ZM243 190V191H242ZM245 190H247V191H245ZM253 190V191H252ZM256 190V191H255ZM30 192H31V189L29 190ZM47 191V192H46ZM50 191H52V193L50 192ZM59 191V192H58ZM63 193H62V192ZM67 191V192H66ZM90 191V190H89ZM154 191V192H153ZM168 191V192H167ZM179 191V192H178ZM187 191V192H186ZM194 191V192H193ZM200 191V192H199ZM216 191V192H215ZM258 191V192H257ZM34 192V193H33ZM36 192V193H35ZM42 192V193H41ZM50 192V193H49ZM53 192H55V193H53ZM84 192V190H83V193H85ZM91 192V191H90ZM90 192H88V193H90ZM93 192V191H92ZM142 192H143V194H142ZM146 194H145V193ZM193 192V193H192ZM196 192V193H195ZM233 192V193H232ZM41 193V194H40ZM44 193V194H43ZM47 193V194H46ZM60 193V194H59ZM62 193V194H61ZM69 193H71V194H69ZM81 192H79V193H75V190L73 191V194H80ZM83 193H81V195H83ZM128 193V194H129ZM135 195V196H133V197H135V198H133L132 197V195L133 194ZM181 193V194H180ZM204 193V194H203ZM209 193H211L210 195H209ZM214 193V194H213ZM230 193V194H229ZM232 193V194H231ZM244 193V194H243ZM250 193V194H249ZM253 193V194H252ZM36 194V195H35ZM38 194V195H37ZM50 194V195H49ZM138 196H137V195ZM143 196V198H142V196ZM153 194V195H152ZM159 194H164L165 196L166 195H168V198H169V196H171L170 197V199L169 200H171L172 199V201H171V203H170V201L168 202V201H166V200H163V198L162 197H160V196H158ZM180 194V195H179ZM197 194H199V195H197ZM201 194H203V197H202V195ZM206 194V196L207 195H209V196H207V197H205L204 195ZM53 197H52V196ZM140 195V196H139ZM154 195H156V196H154ZM163 195V196H164ZM173 195V196H172ZM175 195V196H174ZM188 195V196H187ZM193 195V196H192ZM215 195V196H214ZM229 195H230V197H229ZM252 197H251V196ZM255 195V196H254ZM50 196V197H49ZM60 197V200H59V198L58 197ZM69 196H67L68 198H69V200H68V198H67V200H66V202L68 201V203L70 204L71 202L73 203V199L71 198V197H69ZM159 198H161V200L160 199H158V197ZM195 196V197H194ZM211 196H214L213 198L211 197ZM238 196V197H237ZM54 197V198H55ZM133 199H132V198ZM145 197V198H144ZM153 197H156V199L155 198H153ZM190 199H189V198ZM208 197H211V199H210V201L211 200H213V201H211L210 203H212V202H214V200H215V202L214 203H218V204H225V205H228L229 206V208H230V211H228V212H232V214H228V213H225L227 216H225V217H227L226 219H228L227 221L228 222H226L225 220V217H223L222 218V215L219 217L218 215L215 217H211V215H206V213H207V211L208 210H210V209H208V208H202V209H200V207H199V205H201V204H210V203H208L209 201H206V200H208L207 198ZM241 197V198H240ZM245 197V198H244ZM249 197V198H248ZM38 198V199H37ZM46 198H49V199H46ZM142 198V199H141ZM193 198H194V200H193ZM204 198V199H203ZM216 198V199H215ZM70 199H72V200H70ZM122 199V200H121ZM130 199V200H129ZM138 199V200H137ZM147 199H149V200H147ZM195 199H196V201H195ZM243 199V200H242ZM259 199H262V200H258ZM133 200V201H134ZM143 200V201H142ZM146 200V201H145ZM159 200V201H158ZM163 200V201H162ZM177 200V201H176ZM191 200V201H190ZM203 201V200H205L204 202H201V201ZM70 201V202H69ZM133 201H131V204H133L132 202ZM162 203H161V202ZM176 201V202H175ZM194 201V202H193ZM225 201V202H224ZM44 202V203H43ZM144 202V203H143ZM198 202V203H197ZM224 202V203H223ZM227 202V203H226ZM262 202V203H261ZM43 203V204H42ZM60 203V202H59ZM124 203V204H125ZM126 203V204H127ZM135 203V202H134ZM182 204V205H184L185 207V210L187 211V212H185V210L183 209L181 212L179 211V209L178 210H176L175 211V209H176V207L177 206H175V205H172V204ZM195 203V204H194ZM200 203V204H199ZM214 203H212V204H214ZM65 204V203H64ZM67 204V203H66ZM152 204H154V205H152ZM163 204V205H162ZM164 204H166V205H164ZM170 204H171V206H170ZM199 204V205H198ZM247 204V205H246ZM43 205V206H42ZM189 206V207H187V206ZM198 205V206H197ZM224 205V206H225ZM172 206H174V207H172ZM196 206V207H195ZM202 207H203V205H201ZM227 206V207H228ZM234 206V207H233ZM248 206V207H247ZM3 206L0 204V218H1V215H3L4 214V210H3V208H2ZM168 207H170V208H172V209H169ZM190 207H195V208H191L190 209ZM226 207V206H225ZM26 208V207H25ZM25 208H23L24 210L23 211H25L26 213H28L29 212V207L27 206V208L25 209ZM30 208H31V206H30ZM197 208H199L198 210H199V213L200 214H197L198 213V210H197ZM212 208H213V206H212ZM229 208H227V209H229ZM164 209V210H165ZM208 209V210H207ZM222 209V208H221ZM227 209H225V210H227ZM232 209V210H231ZM236 211H235V210ZM31 211L30 212H32V210L33 209H30ZM38 210V209H37ZM161 210H163V207H162V209ZM197 210V211H196ZM200 210H201V212H200ZM203 210V211H202ZM206 210V211H205ZM28 211V212H27ZM169 211V212H170ZM180 212V214H179V212ZM190 211H192V212H190ZM196 211V212H195ZM211 211L213 212V209H211ZM242 212L243 214H241L240 212ZM3 212V213H2ZM24 212V213H25ZM30 212L27 214V215H30ZM138 212V211H137ZM165 212V211H164ZM169 212L167 213V214H169ZM171 212H170V214H171ZM190 212V213H189ZM227 212V211H226ZM233 212H235V213H233ZM239 212V213H238ZM261 212V213H260ZM6 213V212H5ZM23 213V212H22ZM139 214H137L136 213V215H140L141 216V214H142V211L140 212V210H139V212H138ZM178 213V214H177ZM201 213H203L204 215H205V217H204V215L202 214L201 215ZM209 213V212H208ZM207 213V214H208ZM214 213V212H213ZM165 214H166V212H165ZM185 214V215H184ZM217 214V213H216ZM215 214V215H216ZM219 214V213H218ZM240 214V215H239ZM252 216H251V215ZM8 214H5V215H3V216H7ZM126 215H128V214H126ZM136 215L133 217L132 216V218H130V216H129V218H130V220H129V218H127V217H125V219H127V220H123L122 218V220H123V223L124 224H126L125 226L127 227H125L124 225H123V223L121 224H118V225H121L122 226V228L124 227V228H126V229H128V231H130V232H127V230L125 231L126 233H130L129 234V236H128V234H125V235H127L126 237H128L129 238V241L131 240V238L133 239V234L135 233H137L138 231H136V229H138L139 230V226H135L137 223L135 222V220L137 219V217H136ZM173 214H171V216H172ZM220 215V214H219ZM241 215H242V217L243 218H241ZM9 216V215H8ZM181 216V217H180ZM183 216V217H182ZM202 216V217H201ZM240 216V217H239ZM244 216H245V218L246 219H248V220H246L245 218H244ZM250 216V217H249ZM136 217V218H135ZM174 217V216H173ZM206 217H208L209 219L207 220V218ZM234 217V218H233ZM235 217H237V219L235 218ZM239 217V218H238ZM254 219H253V218ZM8 218V221L9 222H11V223H9V225H13L14 223V227L16 228V226H17V228L16 229H20V230H18V231H25V228H24V226L25 227H27V224L26 223H24L23 222V220H18V219H15L16 220V222H15V220H13V221H10L9 219H11L12 220V218H14V217H12L11 216V218H10V216L9 217H7ZM135 220H134V219ZM206 218V219H205ZM211 218V219H210ZM218 218V219H217ZM220 218V219H219ZM222 218V219H221ZM242 220H241V219ZM261 218V219H260ZM205 219V220H204ZM260 219V220H259ZM131 220L134 222H132L131 223ZM206 220H207V222H206ZM213 220V221H212ZM215 220V221H214ZM223 220V221H222ZM231 220H233V221H231ZM248 221V222H246V221ZM263 220V221H262ZM137 221V220H136ZM143 221H145V220H143ZM148 221H150V225L148 226V227H154V225L155 224H153L151 221L152 220H148ZM147 221V222H148ZM201 221V222H200ZM204 221V222H203ZM216 221H218L217 223H215L214 224V222H216ZM251 221H253V222H251ZM255 221H257L256 223H255ZM258 221H260V222H258ZM262 221V222H261ZM128 222H130V224L128 223ZM146 222V221H145ZM185 222V223H184ZM206 222V223H205ZM211 222H212V224H211ZM224 222L226 223L225 225H224ZM13 223V224H12ZM17 223V224H16ZM136 223V224H135ZM210 223V224H209ZM222 223V224H221ZM230 225H229V224ZM259 223V224H258ZM3 225V223L1 222L0 223V225ZM22 224V225H21ZM23 224H25L24 226H23ZM106 224H108V223H106ZM134 225V227L132 226V225ZM139 224H141V222H139ZM146 224V223H145ZM153 226H152V225ZM209 224V225H208ZM228 224V225H227ZM249 224L251 225L252 224V226H249ZM1 225V226H2ZM20 225V226H19ZM91 225V224H90ZM89 225V226H90ZM142 225V224H141ZM200 225V226H199ZM206 227H205V226ZM215 225H216V227H215ZM235 225V226H234ZM256 225H261L260 227L259 226H256ZM1 226H0V228H1ZM85 226H88V224H86ZM89 226H88V228H89ZM108 226H109V224H108ZM110 226H112L111 224H110ZM109 226V227H110ZM114 226V225H113ZM112 226V228L113 229H110L109 228V230H106V231H103L104 232V234H103V232H102V230L100 231V230H98V231H96V228L94 229L97 233H95V231L93 232V231H89V229L87 228V227H84V232L85 231H89L90 233H91V235H92V232H93V234H94V236L92 235H90V237H88L87 236V239L89 238V239H91L90 240V243H91V245L89 244V246H90V248L91 247H93L94 245V241H95V248L94 249H97L96 247H99V249L98 250H96L95 252H96V254H97V256H102V251H104V249H102V247H103V245L105 244V243H107V246H105L104 245V247H105V250L106 251H109V252H111L112 250H113V244H111V243H113L112 241H110L109 240V238H108V240H107V238L105 237V236H107V235H105L106 233H109V231H112L113 232V230H114V227ZM210 226V227H209ZM233 226V227H232ZM239 226V227H238ZM246 226H248V228L246 227ZM254 226H255V228H254ZM19 227V228H18ZM20 227H23V228H20ZM92 227V226H91ZM91 227H90V229H91ZM128 227H130V228H128ZM132 227V228H131ZM136 227V228H135ZM199 227V228H198ZM218 227V228H217ZM250 227V228H249ZM260 228V229H262L261 231H260V229H259V232L257 231L258 229H256V228ZM120 228V227H119ZM215 228H217V229H215ZM228 228H230V229H228ZM237 228V229H236ZM245 228V230H243ZM21 229H23V230H21ZM88 229V230H87ZM106 229H108V228H106ZM162 229V228H161ZM167 229V231H168V228H165V230ZM204 229V230H203ZM239 229H240V231H239ZM249 230V231H246V230ZM27 230H30L28 227L26 228V231H25V233L26 232H28L27 234H29V236H33V231L32 230H30V231H27ZM92 230H93V228H92ZM105 230V229H104ZM165 230L163 231V232H165ZM228 230V231H227ZM237 230V231H236ZM32 231V232H31ZM133 231V232H132ZM171 230L169 229V232H167V233H171V232H173V231H171ZM227 231V232H226ZM231 231V232H230ZM232 231L233 232H235V233H233V234H231L232 233ZM243 231V232H242ZM29 232H31V233H29ZM83 232V233H84ZM106 232V233H105ZM217 232V233H216ZM242 232V233H241ZM244 232L245 233H247L248 232V234H244ZM23 233V232H22ZM89 233V234H90ZM100 233H102V234H100ZM133 233V234H132ZM139 233L140 232H138V234H137V236H141L142 234V236L139 238H137L136 237V241H135V248H136V245H137V248L136 249H138V251L134 248V246H132V248H133V250H134V252H132L131 250H130V252H128L127 253V256H129V260H133V258H135L132 262H133V264H140V263H144V262H146L147 264H160L161 262H164L165 263V260L164 259H166L167 258V256H168V260L166 259V264H169V262L167 263V261H171V259L173 260V261H171V263L170 264H189L190 262V264H192V262L194 261V263L193 264H211V263H214V264H250L249 262L250 261H248L247 259H248V257H244V256H246V255H249V253L248 254H246L245 252L246 251H244V252H242V253H245V255L244 254H240V251L242 250L243 251V249H238L237 250V253L236 252H234L235 254H233V253H231L230 254V252H231V248H233V247H230V246H226V247H228V249L230 248V250H228V249H226V251H220V249H222V250H225V248L226 247H224V249L222 248L223 246H224V242H223V244H221L220 246H218V244H215V246H218L219 247V249L217 250V251H219V252H217V251H214V249H215V247L213 246V247H211L212 249H210V250H212V251H214V252H217V253H213L212 251H207V252H203V254L205 253H207V256L208 257H204L203 255H202V257L204 258H199L200 259V261H198L199 259H197V260H192V261H190L191 260V258L193 257V253H194V258L195 257H197V256H199V257H201V255H199L200 253L202 254V252H200L201 251V249H200V253L198 254V253H196V247L198 248V246H199V242H196V245H193L192 244V246H196V247H191L190 245H191V243L189 244V246H190V249L187 251L186 250V248H181V244H179V241L181 242V241H186V240H188V239H186V238H184L185 236L184 235H182L180 232L177 234V232L175 231V233L177 234L176 236H174V232H173V234H172V238H173V236L174 237H177V239L176 240H178V242H176L178 245H181V246H179V247H176V246H178V245H176V243L174 244H172L171 246H169L168 248H165L164 246H162L163 248H161L160 247V244L161 243H159L158 241V243L155 241L154 242V238H153V235H151V232H149L150 234L148 235H144V233H142V234H140L139 235ZM220 233H218V235H220ZM225 233V234H224ZM255 233V234H254ZM27 234H23V235H27ZM84 234H86L87 235V232H85ZM179 234H181L182 236H179ZM229 234H231V235H229ZM251 234V235H250ZM256 234H257V237H256ZM262 234V236H260ZM36 235V234H35ZM100 235V236H99ZM103 235V236H102ZM105 235V236H104ZM152 237H151V236ZM242 235V237H240V236ZM249 235V236H248ZM253 235H254V237H253ZM259 235V236H258ZM28 236V235H27ZM103 237V239H102V237ZM132 236V237H131ZM146 236V237H145ZM148 236H150V237H148ZM184 236V237H183ZM244 236V237H243ZM34 237V236H33ZM108 237V236H107ZM131 237V238H130ZM228 237V240H232V239H230ZM245 237H246V239H245ZM250 237V238H249ZM256 237V238H255ZM34 238H36V236L34 237ZM106 238V239H105ZM217 238H220V237H218L217 236ZM89 239L87 240V241H89ZM98 239V240H97ZM101 239V240H100ZM139 239V240H138ZM143 239V240H142ZM147 239V240H146ZM152 239V240H151ZM173 239H175V238H173ZM242 239V240H241ZM249 239V240H248ZM258 239V240H257ZM145 240V241H144ZM149 240H151V241H149ZM219 240V239H218ZM255 240V241H254ZM261 240V241H260ZM263 240V241H262ZM100 241H101V243H100ZM111 242V243H109V242ZM147 241V242H146ZM153 241V242H152ZM245 241V242H246ZM250 241V242H249ZM252 241V242H251ZM93 242V243H92ZM142 242V243H141ZM148 242H150V243H148ZM222 241H220V242H217V243H221ZM244 242V243H245ZM260 242V243H259ZM100 243V244H99ZM111 244V245H109V244ZM134 243V242H133ZM145 243V244H144ZM157 244V246L155 245V244ZM182 243V242H181ZM185 243V242H184ZM186 243H187V241H186ZM185 243V244H186ZM195 243V242H194ZM98 244H99V246H98ZM148 244H149V247H148ZM152 246H151V245ZM139 245V246H138ZM143 245V246H142ZM158 245H159V248L158 249H154V247L153 246H156V247H158ZM162 245H163V243H162ZM175 247H174V246ZM188 245V244H187ZM186 245V246H187ZM225 245H226V243H225ZM249 245H251V244H249ZM251 245V246H252ZM262 245V246H261ZM102 246V247H101ZM112 246V247H111ZM222 246V247H221ZM51 246H49V248H47V249H49L50 250V252H51V254H53L54 255V257H53V259L55 260V262H57V260H58V258H59V260H60V258H61V260L63 259V257H62V255H64L65 256V260L66 261H64V260H62V262H63V264H67V263H65V262H67V260L69 261V259L68 258H70L68 255V257H66V254H64V252L62 253V251H60L59 249H58V251H59V254H58V251L56 250V248H54V247H52V248H50ZM115 247V246H114ZM145 249H144V248ZM148 247V251L146 250V248ZM173 247V248H172ZM221 247V248H220ZM91 249V250H94V249ZM110 248L112 249V250H110ZM151 248V249H150ZM153 248V249H152ZM177 248H178V250H181V251H178L177 250ZM193 248H194V250H195V252H194V250H193ZM254 248V247H253ZM256 248V247H255ZM52 249V250H51ZM102 251H101V250ZM142 249V250H141ZM144 249V250H143ZM168 251H167V250ZM184 251H183V250ZM217 249V248H216ZM237 248H233V250L232 251H235ZM55 250V251H54ZM84 250H86V249H84ZM115 250V249H114ZM128 250H129V247H128ZM127 249H126V252L128 251ZM146 250V251H145ZM154 250V251H153ZM159 250V251H158ZM193 252H192V251ZM198 250H199V248H198ZM198 250H197V252H198ZM255 250V249H254ZM262 250H264V248L262 249ZM101 251V252H100ZM106 251H104V252H106ZM145 251V253H143ZM156 251V252H155ZM162 253H161V252ZM189 251H191L190 253H189ZM230 251V252H229ZM56 252H57V254H56ZM87 252V251H86ZM99 252H100V254H99ZM132 252V254H130ZM148 252V253H147ZM150 252V253H149ZM222 252H224V253H222ZM239 252V253H238ZM56 255H55V254ZM60 253H62V255L61 256H59L60 255ZM90 253H92V252H90ZM133 253H134V255H133ZM164 253V254H163ZM169 253H170V256H169ZM177 253H180L179 254V256L178 255H175V254ZM182 253V254H181ZM198 254L197 256H196V254ZM214 254L215 256H216V254H218L217 256H216V258H213L214 257V255H211L210 256V254ZM219 253H221V255L219 254ZM226 253V254H225ZM96 254H95V258H101V257H97L96 256ZM99 254V255H98ZM126 254V253H125ZM156 254V255H155ZM166 254V255H165ZM174 254L175 256H172V255ZM186 254H188V256L186 255ZM223 254V255H222ZM229 254V255H228ZM239 254V255H238ZM52 255V256H53ZM190 255L192 256L191 258H189L188 260L189 261H186L187 260V258L188 257H190ZM239 256V258L238 259H240V257L241 256H243L242 257V259H243V262L246 260V261H248V262H246L245 261V263H243V262H238V261H236L235 262V260H237V258H236V256ZM155 256V257H154ZM160 256V257H159ZM186 256H187V258H186ZM224 257V259H221L220 258V260H219V257ZM225 256H227L226 258H225ZM237 256V257H238ZM150 257V258H149ZM164 257V258H163ZM172 257H174V258H172ZM179 257V258H178ZM210 257V258H209ZM230 257H234V258H230ZM250 257H252V255L250 256ZM249 257V258H250ZM67 258V259H66ZM73 257L71 256V259H72ZM74 258H75V256H74ZM76 258H77V256H76ZM131 258V259H130ZM159 258V259H158ZM171 258V259H170ZM177 258V259H176ZM193 258V259H194ZM206 258V259H205ZM212 258V259H211ZM252 258H254V257H252ZM256 258H259V261H261L260 263L258 262L257 264H264V259H262L260 256H257ZM256 258H255V264H256V262L258 261V260H256ZM260 258H261V260H260ZM155 259H157L156 261H155ZM164 261H163V260ZM201 259H203L204 260V263H203V261H201ZM209 259V260H208ZM217 259V260H216ZM226 259H228V260H231V261H227ZM234 259V260H233ZM8 260V257L7 256H4L2 259H1V261H7ZM99 260V259H98ZM138 260V262H136ZM206 260V261H205ZM216 262H215V261ZM233 260V261H232ZM250 260H253V259H250ZM263 260V261H262ZM48 262V260L46 259H44V262ZM70 261H76L75 259H72V260H70ZM142 261H144V262H142ZM149 261V262H148ZM195 261H197V262H195ZM212 261V262H211ZM214 261V262H213ZM223 261H225V262H223ZM242 261V260H241ZM45 262V263H46ZM61 262V261H60ZM74 262H71V263H73L74 264ZM129 261L127 260V263H128ZM131 262V263H132ZM160 262V263H159ZM184 262V263H183ZM187 262V263H186ZM201 262V263H200ZM228 262V263H227ZM253 262H254V260L251 262L252 264H253ZM43 263V262H42ZM70 262H68V264H69ZM76 263V262H75ZM126 263V264H127ZM131 263H129V264H131ZM44 264V263H43Z\"/></svg>", "mask_w": 264, "mask_h": 264}, {"label": "bare ground", "instance_id": "obj_2", "mask_svg": "<svg viewBox=\"0 0 264 264\" xmlns=\"http://www.w3.org/2000/svg\"><path fill=\"white\" fill-rule=\"evenodd\" d=\"M6 1V0H5ZM19 1V0H18ZM49 1V0H48ZM52 1V0H51ZM65 1V0H64ZM144 1V0H143ZM153 1V0H152ZM173 0H171V2H170V0H169V4L167 3V5H166V2H168V0H166V1H164L165 2V4H164V2L162 1H159L158 2V4L156 5H150V6H152V8H150L148 11H152L151 12V14H152V16H153V19H149L148 21H147V17L145 16V14L146 13H149L148 11H145L146 13L144 14V16L146 17V21L147 22H150V23H146V21L144 20V16L142 15L143 14V12H144V10L141 8V11L143 10V12H141L140 14L142 15V19H143V21H141V18H140V23H138L137 21H138V15H136V22L138 23V24H136L137 25V27L134 25V27H132L130 30H127V34H123L122 32H121V36L119 35V36H115L114 37V35H113V39H112V37H111V40L109 41L107 38V41H109V42H114V41H118V40H120V39H122V41L124 40V41H126V39H127V37L129 38V36H131V35H140L141 37H142V34L144 35V32H142V31H145V35H147V33H149L148 34V36H152V35H150V32H151V30H152V32L155 30L157 33H155V32H153V33H151V34H153V36L151 37V41H152V39L153 38H155V39H158V38H160L161 37V40H162V38H164L165 40H166V38H165V36L166 37H168V34H176V35H178V37H179V33L177 34V33H175V29H177V28H179V25H181V27L180 28H184V30L186 31V29L187 30H190V32L191 31H193V33H195L194 35H195V37H194V35H193V33H192V37H189V34H188V39L186 40L185 39V36H187V32L185 33L186 35L184 36V37H182V38H179L180 40L181 39H183V41L184 40H186V41H184V42H182V40H181V42L182 43H179V45H181L182 47H183V49L184 50H182L183 52H184V54H183V52H182V54L180 53V56H178L179 58H182V57H184V58H182V59H184V61L182 62V60H179V65L178 66H175L174 68L172 67V69H171V65H170V69L169 70H164L163 68H160V70H161V72H160V70H158L159 71V73H155V74H157V75H155L154 74V76H152L153 75V73L150 75L151 77V79L153 80V82H155V83H158V85L160 86V87H165V89H167L166 90V92H168L169 91V89H170V87L172 88V85H173V87H175L174 85H178V84H169L168 85V82L170 81V79H173V78H175V79H173L174 81H178V80H176V78H179L180 80H183L182 82L183 83H185L184 85H186L185 87H193V88H202L203 90H204V92H205V94H204V92H203V94L205 95V96H207V95H209L210 94V96H214V94H212L211 95V92H216L218 89H217V87H214L213 86V76H212V72H213V74L215 73V76H216V70H218L219 68H220V66H225V65H222V64H226L225 63V61H230V63H229V67H227V66H225L224 68H220L219 69V72H217V80L215 79V83H216V81H218V83L221 81V83L222 82H225V84H228V83H230V85H235V84H233L234 82V79L236 78V77H239L238 75H240L241 77H242V75H244V74H246V75H244V77H247V72L249 73V71H250V69L249 68H253V67H255V66H253V65H251V66H249V62H250V60H249V62L247 63V68L244 66V63H243V61L245 62L246 61V59L245 60H243L244 58H245V55L249 52L248 50H250L249 48H250V46H260V45H262V47H264V0H176V2L174 3V2H172ZM175 1V0H174ZM8 2H9V0H8ZM8 2H7V4H8ZM45 2V1H44ZM52 2H54V1H52ZM56 2V1H55ZM2 3V2H1ZM10 3V2H9ZM15 3V2H14ZM24 3V2H23ZM51 3V2H50ZM50 3H47V1H46V3H45V5L46 4H49L50 5ZM140 3H142L141 1H140ZM139 3V4H140ZM144 3V2H143ZM149 3V2H148ZM153 3V2H152ZM157 3V2H156ZM161 3H163V5L161 4ZM171 3H173V4H171ZM3 4H6V3H4L3 2ZM12 4V3H11ZM22 4V3H21ZM27 4V3H26ZM54 4V3H53ZM57 4H58V2H57ZM57 4H55V5H57ZM61 4H63L62 2H61ZM150 4V3H149ZM162 6H164V7H162ZM1 5V4H0ZM30 5V4H29ZM141 5V4H140ZM2 6V5H1ZM8 6V5H7ZM15 6V5H14ZM18 6V5H17ZM22 6H24V5H22ZM21 6V7H22ZM27 7H28V5H26ZM52 6V5H51ZM51 6H49V7H51ZM54 6V5H53ZM59 6V5H58ZM159 6V7H158ZM10 6H8V8H9ZM25 7V6H24ZM34 7V6H33ZM32 7V8H33ZM47 7H48V5H47ZM139 7H142V5L141 6H139ZM139 7H137V8H139ZM148 7V6H147ZM162 7V8H161ZM7 8V9H8ZM12 8V7H11ZM17 8V7H16ZM31 8V9H32ZM136 8V9H137ZM149 8V7H148ZM147 8V9H148ZM3 9V8H2ZM5 9V8H4ZM6 9V10H7ZM10 9V8H9ZM23 9V8H22ZM45 9H46V7H45ZM50 9V8H49ZM135 9V8H134ZM140 9V8H139ZM147 9H145V10H147ZM12 10V9H11ZM24 10V9H23ZM35 10V9H34ZM53 10V9H52ZM0 11H1V9H0ZM5 11V10H4ZM17 11V10H16ZM32 11V10H31ZM38 11V10H37ZM50 11V10H49ZM1 12H3V11H1ZM0 12V13H1ZM8 12V11H7ZM11 12L12 11H10V13H9V15L8 14H6V16L8 15V16H10V14H11ZM27 12V11H26ZM35 12V11H34ZM53 12V11H52ZM140 12V11H139ZM24 13V12H23ZM14 14V13H13ZM13 14H11V16L10 17H12V15ZM21 13H19V15H20ZM25 14V13H24ZM22 15V18L25 16V15ZM165 14H168L167 16L169 17V18H167V19H165L164 20V18H163V16L165 15ZM1 15V14H0ZM31 15V14H30ZM30 15H28V16H30ZM6 16H4L5 18H7ZM15 16H17V18L15 19V18H13L14 17V15H13V19H11L12 21L15 19V20H17L18 21V15H15ZM140 16V15H139ZM150 16V15H149ZM151 16V17H152ZM10 17H8V18H10ZM141 17V16H140ZM165 17V16H164ZM5 18H4V20H5ZM21 18V19H22ZM27 18V16L25 17V19ZM2 19V18H1ZM8 20H10V19H8ZM20 20V19H19ZM23 20V19H22ZM30 20V19H29ZM152 20H154L153 22H151ZM175 20H177V21H180V23L181 24H177V22L175 21ZM21 21V20H20ZM32 21V20H31ZM174 21H175V23H174ZM1 22V21H0ZM9 22H11V21H9ZM24 22H25V20H24ZM23 22V23H24ZM27 22V21H26ZM135 22V21H134ZM135 22V23H136ZM14 23H16V22H14ZM18 23V22H17ZM30 23V22H29ZM171 23V24H170ZM172 23H174V24H172ZM93 24V23H92ZM172 25H174V28L173 27H171L170 28V26H172ZM178 25V26H177ZM16 26H18V25H16ZM119 26V25H118ZM170 28V30H168L169 28ZM5 27H7V26H5ZM127 27H129V26H127ZM168 29H167V28ZM94 28V27H93ZM105 28V27H104ZM149 28H153V29H150L149 30ZM13 29V28H12ZM15 29V28H14ZM18 29H20L19 28V26H18ZM107 29V28H106ZM108 29H109V27H108ZM123 29V28H122ZM125 29V28H124ZM148 31H150V32H147L146 30ZM21 30V29H20ZM97 30V29H96ZM126 30V29H125ZM124 30V31H125ZM168 31V32H170V33H168V32H166V31ZM178 30L179 29H177V31L176 32H178ZM184 30H183V32H184ZM1 31V30H0ZM101 31V30H100ZM105 31V30H104ZM107 31V30H106ZM111 31V30H110ZM110 31H108V32H110ZM120 31V30H119ZM123 31V30H122ZM130 31V32H129ZM174 31V32H173ZM180 31H182V29L180 30ZM179 31V32H180ZM201 31V32H200ZM4 32V31H3ZM7 32V31H6ZM64 32V31H63ZM99 32V31H98ZM116 32V31H115ZM140 32L142 33V34H140ZM147 32V33H146ZM173 32V33H172ZM182 32V33H183ZM200 32V33H199ZM1 33V32H0ZM8 33V32H7ZM99 33H101V32H99ZM103 33H105V32H103ZM114 33V32H113ZM119 33V32H118ZM125 33V32H124ZM155 33V34H154ZM65 34L66 35H68V33H66L65 32ZM196 34H197V37H196ZM107 35V34H106ZM145 35L143 36L144 38H146L145 37ZM159 37H158V36ZM175 35V36H176ZM183 35V34H182ZM181 35V36H182ZM4 36V35H3ZM62 36H63V34H62ZM96 36V35H95ZM137 36V37H138ZM155 36H157V37H155ZM174 35H172V37H173ZM71 37V36H70ZM104 37V36H103ZM135 38H137L136 36H134ZM140 37V38H141ZM142 37V38H143ZM169 37H170V35H169ZM2 38V37H1ZM4 38H6V37H4ZM8 38V37H7ZM15 38V37H14ZM139 38V37H138ZM137 38V40H138V42H139V40L140 41H144V40H147V39H138ZM147 38H149V37H147ZM174 38V37H173ZM176 38V37H175ZM9 39V38H8ZM105 39V38H104ZM104 39H103V44L104 43H106L105 41H104ZM163 39V40H164ZM168 39V38H167ZM178 39V42L180 41ZM2 40H3V38H2ZM6 40V39H5ZM70 40V39H69ZM73 40V39H72ZM71 40V41H72ZM160 40V39H159ZM160 40V41H161ZM172 40H174V39H172ZM263 40V41H262ZM4 41V40H3ZM41 41H42V39H41ZM71 41H69L70 43H71ZM75 41V40H74ZM96 41H98V40H96ZM121 41V40H120ZM153 41H154V39H153ZM169 41V40H168ZM171 41V40H170ZM176 41H177V39H176ZM6 42V41H5ZM9 42V41H8ZM7 42V43H8ZM76 42V41H75ZM95 42V41H94ZM102 42V41H101ZM146 42V41H145ZM167 42V41H166ZM175 42V41H174ZM2 43H4V42H1V44ZM48 43V42H47ZM99 43V42H98ZM147 43V42H146ZM169 43V42H168ZM13 44H15V43H13ZM17 44V43H16ZM65 44V43H64ZM73 44V43H72ZM111 45H112V43H110ZM167 44V43H166ZM170 44V43H169ZM4 45V44H3ZM7 45V44H6ZM19 45V44H18ZM101 45V44H100ZM16 46V45H15ZM53 46V45H52ZM105 46V45H104ZM107 46V45H106ZM110 46V45H109ZM165 46V45H164ZM171 46V45H170ZM175 46V45H174ZM13 49L15 48V47H13V45L11 46ZM168 47V46H167ZM213 47V48H212ZM214 47H216V48H219L218 50L217 49H215ZM261 47V46H260ZM260 47H258V49L260 48ZM261 47V48H262ZM5 48V47H4ZM7 48V47H6ZM11 48V49H12ZM157 48V47H156ZM210 48H212V49H210ZM256 48V47H255ZM260 48V49H261ZM3 49V48H2ZM10 49V50H11ZM208 49H210L211 51L214 49V50H216V51H214L213 50V52H211L210 50V52L208 51ZM248 49V50H247ZM251 49H253V48H251ZM257 49V48H256ZM21 50V49H20ZM62 50V49H61ZM60 50V51H61ZM110 50V49H109ZM248 51L246 54H245V51ZM15 51V50H14ZM16 51H17V49H16ZM65 51V50H64ZM63 51V52H64ZM251 51H253V50H251ZM250 51V52H251ZM259 51V50H258ZM261 51V50H260ZM259 51V52H260ZM7 51H5L4 53H6ZM9 52V51H8ZM67 52V51H66ZM249 52V53H250ZM254 52H256V51H254ZM253 52V53H254ZM258 52V53H259ZM264 52V50H262L260 53H263ZM1 53V52H0ZM14 53V55H16L15 54V52H13ZM13 53L11 54V55H13ZM53 53V52H52ZM70 53V52H69ZM69 53H67L68 55H69ZM73 53V52H72ZM177 53V52H176ZM175 53V54H176ZM243 53L245 54L244 55V57L242 56L243 55ZM249 53L247 54V56L246 57H250L251 58V56L250 55H252V52L250 53V55H249ZM258 53H254V57H252V58H254V60H255V57H260V53L258 54ZM10 54V53H9ZM67 54L65 55L66 57H67ZM76 54V53H75ZM92 54V53H91ZM111 54V53H110ZM6 55V54H5ZM10 55V56H11ZM13 55V56H14ZM17 55H18V53H17ZM61 55V54H60ZM64 55V53L61 55V56H63ZM70 55H72V54H70ZM240 55L242 56V57H240ZM256 55V56H255ZM259 55V56H258ZM264 55V54H263ZM2 56V55H1ZM0 56V57H1ZM21 56V55H20ZM91 57H92V55H90ZM174 58H175V56H174V54L172 55ZM262 56V55H261ZM15 57V56H14ZM13 57V58H14ZM17 57V56H16ZM70 57V56H69ZM73 57H75V56H73ZM95 57V56H94ZM187 57H188V59L190 60H188L187 59ZM239 57L240 58H243L242 60L241 59H239ZM4 58V57H3ZM187 60H186V59ZM262 58V59H261ZM261 58H259L260 59V62H262L263 60H264V58L263 57H261ZM15 59V58H14ZM20 59V58H19ZM67 59H69V58H67ZM92 59V58H91ZM90 59V60H91ZM172 59V58H171ZM177 59V58H176ZM239 59V60H238ZM249 59V58H248ZM8 60H9V58H8ZM45 60V59H44ZM73 60V59H72ZM241 60V61H240ZM262 60V61H261ZM3 61V60H2ZM4 61H6V60H4ZM14 61V60H13ZM12 61V62H13ZM67 61H69V60H67ZM95 61V60H94ZM186 61V62H185ZM189 61V62H188ZM258 61V60H257ZM15 62V61H14ZM18 62V61H17ZM16 62V63H17ZM228 62H227V64H228ZM259 62V61H258ZM9 63V62H8ZM60 63V62H59ZM64 63H66V62H63V64H61V66H58L57 65V68L56 69H58L59 67H62V69L61 70H64L65 68H67V66L63 69V67L65 66V64ZM70 63V62H69ZM73 63H74V61H73ZM252 63H254V62H252ZM251 63V64H252ZM264 63V62H263ZM46 64V63H45ZM55 64H57V63H55ZM67 64H68V62H67ZM66 64V65H67ZM72 64V63H71ZM71 64H68V65H71ZM96 64V63H95ZM245 64H246V62H245ZM257 64V63H256ZM260 64V63H259ZM4 65V64H3ZM13 65V64H12ZM42 65V64H41ZM73 66H74V64H72ZM109 65V64H108ZM161 65V64H160ZM159 65V66H160ZM167 65V64H166ZM231 65H233L232 67L234 68H231L230 66ZM8 66V65H7ZM53 66V65H52ZM55 66V65H54ZM77 66V65H76ZM92 66V65H91ZM106 66V65H105ZM162 66H163V64H162ZM165 66V65H164ZM249 66V67H248ZM253 66V67H252ZM257 66V65H256ZM259 66V65H258ZM264 66V65H263ZM11 67V66H10ZM10 67H7V68H9L10 69ZM13 67H14V65H13ZM79 67V66H78ZM96 67V66H95ZM115 66H112V69L114 68ZM161 67V66H160ZM215 67H217V69H214ZM259 67H261V66H259ZM258 67V68H259ZM82 68V67H81ZM98 68V67H97ZM213 68V69H212ZM228 68V71L226 70ZM230 68V69H229ZM256 68V67H255ZM262 68V67H261ZM5 69V68H4ZM3 69V70H4ZM52 69V68H51ZM60 69V68H59ZM58 69V70H59ZM106 69H108V68H106ZM109 69H110V67H109ZM118 69V68H117ZM144 69V68H143ZM233 69V70H232ZM263 69V68H262ZM21 70V69H20ZM45 70V69H44ZM55 70V69H54ZM79 70V69H78ZM100 70H102L101 68H100ZM111 70V69H110ZM119 70V69H118ZM118 70H116V71H118ZM230 70V71H229ZM9 71V70H8ZM41 71V70H40ZM43 71V70H42ZM53 71V70H52ZM115 71V72H116ZM158 71H156V72H158ZM7 72V71H6ZM31 72V71H30ZM38 72V71H37ZM36 71H35V73H37ZM45 72V71H44ZM56 72H57V70H56ZM62 72V71H61ZM111 72V71H110ZM109 72V73H110ZM142 72V71H141ZM210 72V73H209ZM221 72V73H220ZM260 72V71H259ZM13 73V72H12ZM40 73V72H39ZM53 73V72H52ZM64 73V72H63ZM62 73V74H63ZM104 73V72H103ZM107 73V72H106ZM106 73H104V74H106ZM109 73H108V75H109ZM112 73H114L113 72V70H112ZM121 74V72H119L118 71V73L116 74L115 73V75H118V74ZM148 73V72H147ZM257 73V72H256ZM7 74V73H6ZM18 74V73H17ZM22 74V73H21ZM31 74V73H30ZM55 74V73H54ZM54 74H52V76L54 75ZM73 74V73H72ZM95 74V73H94ZM111 74V73H110ZM145 74V73H144ZM144 74H142L143 75V77H144ZM250 74V73H249ZM251 74H252V76H253V74H255V72L254 73H252L251 72ZM261 74V73H260ZM263 74V73H262ZM37 75V74H36ZM35 75V76H36ZM40 75V74H39ZM46 75H48V74H46ZM60 75V74H59ZM75 75V74H74ZM102 75V74H101ZM107 75V74H106ZM107 75V76H108ZM112 75V74H111ZM139 75V74H138ZM256 76H259V74L257 75V74H255ZM254 75V76H255ZM19 76H20V74H19ZM38 76V75H37ZM43 76V75H42ZM57 76V75H56ZM91 76V78H92V75H90ZM135 76V75H134ZM140 76V75H139ZM139 76H136V77H139ZM146 76V75H145ZM214 76V77H215ZM249 76H251V75H249ZM255 76V77H256ZM261 76V75H260ZM40 77V76H39ZM45 77V76H44ZM51 77V76H50ZM64 77V76H63ZM88 77V76H87ZM94 77H96V76H94ZM105 77V76H104ZM110 77V76H109ZM117 77V76H116ZM122 77V76H121ZM209 77H210V80L212 79V81H210L209 80ZM241 77H240V81H241ZM29 78V77H28ZM33 78V77H32ZM53 78V77H52ZM99 78V77H98ZM101 78H103V77H101ZM107 78V77H106ZM118 79H121L120 78V75H118V77H117ZM147 78H148V76H147ZM147 78H146V82H147ZM150 78H149V80H150ZM254 78V77H253ZM253 78L252 79H250V77L248 78L247 77V79H250V80H252L253 81ZM257 78V77H256ZM259 78V77H258ZM261 78V77H260ZM259 78V80H261L262 78H264V77H262L261 79ZM37 79V78H36ZM74 79V78H73ZM110 79V78H109ZM108 79V81H110ZM112 79V78H111ZM114 79V78H113ZM124 79V78H123ZM127 79V78H126ZM135 79V78H134ZM238 79V78H237ZM245 79V78H244ZM30 80V79H29ZM35 80V79H34ZM34 80H32V82L34 81ZM42 80V79H41ZM52 80V79H51ZM51 80H49V81H51ZM78 80V79H77ZM97 80V77H96V79H95V81ZM100 80V79H99ZM98 80V81H99ZM105 80V79H104ZM135 80H137V79H135ZM133 81V82H131L130 83V85L128 84V86L126 85L124 88H118V90L116 91L115 90V93L114 94H112V98H111V101L110 102H108V104L110 103V104H112V103H114V104H118V103H115V102H117V101H119V100H117V98L120 96V95H122V94H126V95H128V94H130V92H131V90L132 91H135V90H133V89H136V88H139V90L138 89H136V90H138V92L140 91V89L142 90H146L147 88H148V90H149V84L152 82V80H150V81H148V86H146L147 84H145V78L144 79H142L141 77L137 80V81ZM179 80V83H181V81ZM220 80V81H219ZM224 80V81H223ZM254 80H255V78H254ZM256 80H258V79H256ZM258 80V81H259ZM263 80V79H262ZM260 81V82H263V81ZM22 81V80H21ZM25 81V80H24ZM40 81V80H39ZM43 81H46V80H43ZM48 81V82H49ZM67 81V80H66ZM74 81V80H73ZM91 81H94V79L93 80H91L90 79V83H91ZM106 81V80H105ZM104 81V82H105ZM107 81V82H108ZM116 81V80H115ZM125 81V80H124ZM172 81V80H171ZM173 81V82H174ZM237 81H239V80H237ZM245 81H247V80H245ZM252 81H249V83L250 82H252ZM37 82V81H36ZM52 82V81H51ZM80 82V81H79ZM78 82V83H79ZM89 82V81H88ZM117 82V81H116ZM243 83H241L240 82V84H241V88L237 85V86H235V87H239V90H236L235 91V88L234 87H232V88H234V92L232 91V92H230L231 90H230V85L228 84V85H226V87L227 88H229V90H227V91H229L228 92V94H227V91L226 90H224V91H226L225 92V94H227V97H225V96H223L222 98H224V100H221L222 98L220 97V96H217V97H219V99H220V101L219 102H221L222 101V103L221 104H223L222 106L220 105V106H217V101H216V99H218L217 97H216V95H215V97L216 98H214V97H211L212 98V101H211V99H209L208 97L209 96H207V98H206V101H205V99H204V101H203V95H201L202 94V91H200L201 92V94H200V96L198 95V92H197V99H196V101L195 102H193L192 100H195L194 98L191 100L192 102H191V105L190 106H186V108L187 107H190L189 109H187V111H186V109H184L185 110V112L183 111L182 113L183 114H179V112L177 113L174 109V115H173V110L171 111L170 110V112L172 113V115H170L169 114V112L167 113V117L165 116V113L166 112H164V111H162L161 113H163L164 112V115L163 114H160V112H157V113H159V115H157V118H158V116L160 117L161 115H163V117L161 116V118L163 119H157V121H155L156 123H158V125L156 124V123H154V124H156L158 127H160L161 126V130H163V133H159V135L157 136L155 133V136L154 137H152V138H155L154 139V141L152 142L151 141V139H150V143L151 144H149V145H145L144 144V142L143 141H145V140H143V141H141L140 140V138H142V136L144 135V133L143 134H141L140 136H139V141L140 142H143V143H139L138 144V139H137V143L136 144H138L137 146H132V147H135V148H133V149H135V154L133 153V157L132 158H136V157H138L139 158V156L141 157V154H144V155H142V156H147L148 155V151H150V153H149V157H152V155H153V152L155 153V155H157V156H162V155H160L161 153H164V151H168V149L167 148H170L169 146H168V144L165 142L166 141V138L167 137H165V136H167V134H169L170 133V131H173V130H171V129H174L173 127H175V126H173L174 124H176V122L174 121V120H176L177 119V122L179 121V119H181V120H184V118L185 117H188L189 119L190 118H194V119H197L196 117L198 116L201 120H202V122H203V120H204V122L206 121H209L208 123H210V121L212 120V117H210V115H212L211 113H213V114H218V117H219V115H223L222 116V118L224 119H226V118H230V116H228V117H226L227 115L226 114H228L229 113V115H231V113L232 114H234V115H232V119L233 118H235L236 117V120H241L243 117V115L245 116V118H243L242 120L244 121L245 119H250L249 117H254V119H250L253 123H254V121L253 120H257L259 117H261L262 119H260L259 118V122L258 123H256L257 121H255V125H257V124H259L260 123V121L261 122H263L264 120H263V116H262V114H263V112H261L260 111V106H264V92H262V90L260 91V89L262 88V85H260L261 83L260 82H258L257 84H259L260 86H261V88L260 89H258L260 86L259 85H257L256 84V87L254 88L253 86H255V84H252L251 83V85L250 84H247L246 82H244V80L242 81ZM248 82V81H247ZM20 83V82H19ZM26 83V82H25ZM68 83H69V81H68ZM118 83V82H117ZM129 83V82H128ZM214 83V84H215ZM236 84L238 83V82H235ZM246 83V84H245ZM254 83H256V82H254ZM35 84H37V83H35ZM43 84V83H42ZM41 83H40V85H42ZM74 84V83H73ZM125 84V83H124ZM126 84H127V82H126ZM152 84V83H151ZM150 84V85H151ZM154 84V83H153ZM182 84V83H181ZM225 84H223V85H225ZM239 84V83H238ZM239 84V85H240ZM263 85H264V83H262ZM24 85V84H23ZM30 85V84H29ZM39 85V86H40ZM82 85V84H81ZM85 85V84H84ZM87 85V84H86ZM183 85V84H182ZM216 85V84H215ZM219 84H217V86H218ZM253 85V86H252ZM22 86V85H21ZM34 86V85H33ZM32 86V87H33ZM70 86H71V84H70ZM73 86V85H72ZM83 86V85H82ZM110 86V85H109ZM122 86V85H121ZM210 86H212V88L210 87ZM258 86V87H257ZM38 87V86H37ZM44 86H42L41 88H43ZM64 87H65V85H64ZM66 87H67V85H66ZM69 87V86H68ZM112 87V86H111ZM116 87H117V85H116ZM116 87H114V88H116ZM45 88V87H44ZM47 88V87H46ZM63 88V87H62ZM82 88V87H81ZM153 88V87H152ZM151 88V90H150V92L153 90ZM176 88V87H175ZM179 88H182V86L180 87L179 86ZM179 88H177V90L179 89ZM192 88V89H193ZM217 90H216V89ZM224 88V87H223ZM222 88V89H223ZM257 88V89H256ZM264 88V87H263ZM71 89H73V88H71ZM76 89V88H75ZM74 89V90H75ZM79 89H80V87H79ZM78 88L76 89V90H79ZM158 89V88H157ZM165 89H163L162 90V88H161V90H162V92H165L164 90ZM173 89V88H172ZM171 89V90H172ZM183 89V88H182ZM185 90L184 91H186L187 89L186 88H184ZM213 89H215L214 91H213ZM238 89V88H237ZM43 90V89H42ZM47 90V89H46ZM64 90V89H63ZM74 90H73V92H72V94H75V92H76V90H75V92H74ZM142 90V91H143ZM147 90V91H148ZM173 90H175V89H173ZM264 90V89H263ZM24 91V90H23ZM29 91V90H28ZM45 91V90H44ZM154 91V90H153ZM176 91V90H175ZM180 91V90H179ZM184 91H183V94H184ZM188 91V90H187ZM220 91H222V92H224L223 90H220L219 89V91H217V94H218V92H219V94H220ZM21 92V91H20ZM43 92V91H42ZM49 92V91H48ZM63 92V91H62ZM137 92V91H136ZM149 92V91H148ZM156 92V91H155ZM155 92H154V94H155ZM170 92V91H169ZM177 92V91H176ZM176 92H174V94H176ZM180 92H182V91H180ZM189 92H191V91H189ZM192 92H194V91H192ZM222 92H221V94H222ZM132 93L133 92H131V94L130 95H128V96H131L132 95ZM109 94H110V91H109ZM140 94H143V92H140ZM153 94V95H154ZM159 94H161V92H159ZM172 94H173V91H172ZM172 94H171V96H172ZM173 94V95H174ZM218 94V95H219ZM65 95V94H64ZM134 95V94H133ZM137 95H139V94H137ZM136 94H135V96H137ZM145 95V94H144ZM156 95V94H155ZM161 95H163V94H161ZM166 94L164 93V96H165ZM193 95H195L196 96V94H193ZM66 96V95H65ZM75 95H73V97H74ZM128 96H126V98H129ZM134 96V97H135ZM140 96V95H139ZM147 96H148V94H147ZM175 96V95H174ZM204 96V97H205ZM52 97V96H51ZM71 97V96H70ZM72 97V98H73ZM133 97V96H132ZM142 97H145L146 98V96H142ZM168 97V96H167ZM192 97V96H191ZM201 97V98H200ZM69 98V97H68ZM109 98V97H108ZM107 98V99H108ZM138 98H140V97H137V100H139ZM145 98L143 99V101L145 100ZM158 98V97H157ZM189 98V97H188ZM215 99V101H216V103H215V101H214V99ZM75 99V98H74ZM73 99V100H74ZM106 99V100H107ZM119 99H122V97H120ZM130 99V98H129ZM135 99H136V97H135ZM140 99H142V98H140ZM191 99V98H190ZM202 99V100H201ZM218 99V100H219ZM117 100V101H116ZM127 100V99H126ZM132 100V99H131ZM136 100V101H137ZM149 100V99H148ZM211 102H210V101ZM33 101V100H32ZM96 101V100H95ZM105 101V100H104ZM108 101H109V99H108ZM129 101V100H128ZM134 102H135V100H133ZM141 101V100H140ZM154 101V100H153ZM172 101H174V100H172ZM184 101V100H183ZM30 102V101H29ZM36 102V101H35ZM103 102V101H102ZM105 103V102H104ZM122 103V102H121ZM123 103H124V101H123ZM145 103V102H144ZM187 103H189V101H187ZM216 104V107H215V105L214 104ZM31 104H32V102H31ZM39 104H40V102H39ZM42 104V103H41ZM44 104V103H43ZM103 104V103H102ZM106 105H107V102L105 103ZM129 104H131V101H130V103ZM137 104V103H136ZM140 105H141V107L143 106V104H142V101H141V103H139ZM147 103H145V105H146ZM193 104V105H192ZM219 104V103H218ZM30 105V104H29ZM35 105V104H34ZM47 105V104H46ZM45 105V106H46ZM104 105V104H103ZM144 105V106H145ZM33 106V105H32ZM38 106V105H37ZM40 106V105H39ZM44 106V105H43ZM44 106V107H45ZM101 106V105H100ZM105 106V105H104ZM120 106V105H119ZM122 106V105H121ZM129 106V105H128ZM133 106V105H132ZM131 106V107H132ZM138 107H139V105H137ZM137 106H135L136 107V110H137ZM192 106V107H191ZM103 107V106H102ZM110 107V106H109ZM109 107H107L108 108V110H109ZM113 107V106H112ZM111 107V108H112ZM117 107V106H116ZM130 107V106H129ZM37 108H39V107H37ZM128 108V107H127ZM140 108V107H139ZM43 109V108H42ZM105 109H106V107H105ZM118 109V108H117ZM129 109V108H128ZM149 109H150V107H149ZM35 110V109H34ZM33 110V111H34ZM37 110V109H36ZM111 110H113V109H111ZM123 110H125V109H123ZM132 110V109H131ZM135 110V109H134ZM47 111V110H46ZM51 111V110H50ZM53 111V110H52ZM106 111V110H105ZM127 111V110H126ZM130 110H128V112H129ZM146 111V110H145ZM156 111V110H155ZM216 111V113H214ZM264 111V110H263ZM35 112V111H34ZM37 112V111H36ZM39 112H41V111H39ZM44 112H45V109H44ZM43 112V113H44ZM120 112V111H119ZM134 112V111H133ZM132 112V113H133ZM137 111H135V113H136ZM154 112V111H153ZM261 114H260V113ZM49 113V112H48ZM59 113V112H58ZM58 113H57V115H58ZM113 112H111V114H112ZM117 113V112H116ZM122 113H123V111H122ZM130 113V115H131V111L129 112ZM146 113H148V115H150L151 113H152V110H151V113H150V111L148 110V112H146ZM156 112H155V114H157ZM35 114V113H34ZM46 114V113H45ZM94 114V113H93ZM97 114V113H96ZM103 114H104V112H103ZM107 114V113H106ZM110 114V113H109ZM144 114H145V112H144ZM154 114V115H155ZM168 114L170 115L169 117H168ZM261 115V116H259L258 117V115ZM39 115V114H38ZM40 115H42V112H41V114ZM50 115V114H49ZM54 115V114H53ZM147 115V114H146ZM176 115H178V116H176ZM224 115H226V116H224ZM242 115V116H241ZM144 116V115H143ZM151 116H152V118L154 117L153 116V113H152V115H150V116H148V118L150 117L151 118ZM156 116V115H155ZM237 116H240V118L238 117V119H237ZM48 117V116H47ZM46 117V118H47ZM55 117V116H54ZM110 117V116H109ZM135 117V116H134ZM166 117V118H165ZM242 117V118H241ZM255 117H257V119L255 118ZM102 118H103V116H102ZM129 118V117H128ZM137 118V117H136ZM152 118H151V120H152ZM155 118V117H154ZM153 118V119H154ZM51 119V118H50ZM54 119H56V118H54ZM53 119V120H54ZM105 119V118H104ZM107 119V118H106ZM184 120V122L186 123L187 121L189 122V121H191V120ZM194 119H192V120H194ZM221 118L219 117V120H220ZM232 119H230V120H232ZM103 120V119H102ZM155 120V119H154ZM159 120V121H158ZM180 120V121H181ZM199 120V119H198ZM218 119H217V121H219ZM235 119L233 120L234 122H237ZM51 121V120H50ZM135 121V120H134ZM138 121V120H137ZM216 121V124L218 123ZM227 121H228V119H227ZM249 121V120H248ZM247 120H246V122H248ZM251 121H249L250 123H251V125H254ZM101 122V121H100ZM113 122V121H112ZM175 122V123H174ZM183 122V121H182ZM194 122H195V120H194ZM203 122V123H204ZM213 122V124H214V122L215 121H212ZM224 122V121H223ZM229 122V121H228ZM227 122V123H228ZM231 123H232V121H230ZM233 122V123H234ZM241 122V121H240ZM179 123H181V122H179ZM239 123V122H238ZM111 124V123H110ZM143 124V123H142ZM141 124V125H142ZM148 124H149V122H148ZM152 124V123H151ZM188 124V123H187ZM207 124V123H206ZM220 124H222V122L220 123ZM230 124V123H229ZM237 124V123H236ZM239 124H241V123H239ZM238 124V125H239ZM242 124H243V122H242ZM244 124H246V123H244ZM243 124V126H245ZM248 124V123H247ZM246 124V125H247ZM260 124H262V123H260ZM46 125V124H45ZM98 125V124H97ZM100 125V124H99ZM103 125V124H102ZM160 125V126H159ZM179 125V124H178ZM191 125V124H190ZM208 125H211V124H208ZM225 125H227L226 123H225ZM249 125L250 124H248V127H249ZM255 125L252 127V128H254L255 127ZM264 125V124H263ZM118 126V125H117ZM143 126V125H142ZM156 126V127H157ZM173 126V127H172ZM184 126V125H183ZM212 126V125H211ZM218 127H219V125H217ZM223 126H224V124H223ZM223 126L221 127V128H223ZM228 126V125H227ZM227 126H225V127H227ZM237 126V125H236ZM95 127V126H94ZM97 127V126H96ZM96 127H95V129H96ZM109 127V126H108ZM151 127V126H150ZM188 127V126H187ZM191 127V126H190ZM196 127V126H195ZM231 127V126H230ZM234 126H232V128H233ZM241 127V126H240ZM248 127H246V128H248ZM257 127H260V126H258L257 125ZM46 128H48V127H46ZM82 128V127H81ZM97 128H99V127H97ZM106 128V127H105ZM143 128V127H142ZM184 128V127H183ZM186 128V127H185ZM201 128V127H200ZM204 128V127H203ZM206 128V127H205ZM251 128V127H250ZM250 128H248L249 129V133H251L250 132V130L252 129H250ZM256 128V127H255ZM88 129H90L89 127H88ZM148 129H151V128H148ZM152 129H156V128H154V127H152ZM176 129V128H175ZM193 129V128H192ZM210 129H213V128H210ZM219 129H220V127H219ZM219 129H217V130H219ZM231 129V128H230ZM234 129V128H233ZM236 129H238V128H236ZM236 129H234V130H236ZM261 129V128H260ZM259 129V130H260ZM34 130V129H33ZM109 130V129H108ZM107 130V131H108ZM159 130V129H158ZM214 132L216 131V128L214 127ZM234 130H230V131H234ZM240 130V129H239ZM242 130H244L243 128H242ZM247 130V129H246ZM246 130H244V131H246ZM254 130V129H253ZM262 130V129H261ZM30 131V130H29ZM41 131H42V129H41ZM43 131H44V129H43ZM146 131V130H145ZM151 131V130H150ZM149 131V132H150ZM155 132L157 131V129L156 130H154ZM186 131V130H185ZM195 131V130H194ZM198 131V130H197ZM201 131V130H200ZM210 131V130H209ZM208 131V132H209ZM223 131H225V130H223ZM236 131H238V130H236ZM241 131V130H240ZM239 131V132H240ZM255 131V130H254ZM258 131V130H257ZM264 131V130H263ZM262 131V132H263ZM10 132V131H9ZM45 132V131H44ZM43 132V133H44ZM48 132V131H47ZM91 132V131H90ZM147 132V131H146ZM145 132V133H146ZM148 132V133H149ZM153 132V131H152ZM160 132V131H159ZM162 132V131H161ZM176 132H177V130H176ZM182 132H184L183 131V129H182ZM212 132V131H211ZM225 132H227V129H226V131ZM224 132V134H227V133H225ZM229 132V131H228ZM235 132V131H234ZM247 132H248V130H247ZM244 133L243 135H245V134H248V133ZM262 132H261V134H262ZM20 133V132H19ZM40 133V132H39ZM49 133V132H48ZM91 133H93V132H91ZM99 133V132H98ZM107 133V132H106ZM106 133H104L103 135H105L106 136ZM111 133V132H110ZM109 133V134H110ZM119 133V132H118ZM180 133V132H179ZM185 133V132H184ZM213 133V132H212ZM220 133H221V131H220ZM242 133V132H241ZM252 133H254V132H252ZM256 133V132H255ZM254 133V134H255ZM15 134V133H14ZM13 134V135H14ZM16 134H18L17 132H16ZM33 134V133H32ZM94 134V133H93ZM96 134V133H95ZM100 134V133H99ZM157 134H158V132H157ZM183 134V133H182ZM207 134H209V133H207ZM217 134V133H216ZM223 134V133H222ZM8 135V134H7ZM21 135V134H20ZM26 135H28V134H26ZM42 135V134H41ZM45 135H46V133H45ZM74 135V134H73ZM87 135V134H86ZM107 135H108V133H107ZM149 135H150V133H149ZM171 135V134H170ZM180 135H181V133H180ZM203 135V134H202ZM220 135V134H219ZM242 135V134H241ZM253 135V134H252ZM16 136V135H15ZM29 136V135H28ZM27 136V137H28ZM75 136V139L73 138V136H72V138L74 139V140H76V138L78 139V141H80V137H81V140H82V138L83 137H85V136H81V134L79 133V135L77 134V137H76V135H74ZM90 136H92V134L90 135ZM111 136H112V134H111ZM110 136V137H111ZM145 136V135H144ZM143 136V137H144ZM183 136V135H182ZM186 136H187V134H186ZM208 136V135H207ZM207 136H205V137H207ZM216 137H218L217 135H215ZM214 136V137H215ZM222 136V135H221ZM224 136V135H223ZM222 136V137H223ZM227 136V135H226ZM225 136V137H226ZM247 135H245V139L247 138L246 137ZM9 137V136H8ZM100 137H101V135H100ZM108 137V136H107ZM107 137H105V139L107 138ZM121 137V134H120V136H118V135H114V137L112 138V139H109L110 141H111V143H110V145L109 146H107V148H105V140L103 141L102 140V138H104V137H102L101 138V140H99V142H98V140H97V144H96V142H93V143H95L94 145L92 144V148H93V150L96 152V155L94 156L93 155V159H94V157H96V162L94 161V163L92 162V164L94 165L93 166V168H91V171H90V166H92L91 165V163H90V166L88 167H86V168H84L85 166H83V168H80L81 170V173L82 172H84L86 169V173H87V177H86V179H88V180H90V178H91V176L93 177V173H94V175H95V173H96V175H97V173L99 174H103V173H101L102 172V170H103V172L106 170V167L105 166H108V168H109V160H108V165H106V164H104L105 162H102L101 161V159H103V160H105L104 158H106V157H104L103 158V155H109L110 156V158L112 157H115L114 156V154H115V152H119V153H122V154H124V155H119V156H121V158L122 157H126V159H132L130 156H125V155H128L127 153L129 152V150H127L126 152H125V149H126V147H127V145H126V147H125V145L121 142L122 140V137ZM146 137V136H145ZM171 137V136H170ZM185 137V136H184ZM228 137V136H227ZM241 137V136H240ZM40 138H42V137H40ZM51 138V137H50ZM49 137H48V139H50ZM64 138V137H63ZM86 138V137H85ZM84 138V139H85ZM148 138V137H147ZM150 138H151V136H150ZM172 138V137H171ZM179 138V137H178ZM183 138V137H182ZM188 138V137H187ZM196 138H198V137H196ZM208 138V137H207ZM207 138H200V139H202V140H198V139H196V140H198V141H192L193 143H190V146H192L191 144H193L194 145V147H193V149H192V147H191V149L192 150H195V148L196 149H199V150H196L197 152L198 151H205L206 149H208L209 148V146L211 145V143H213V140L212 141H209V139H207ZM242 138H243V136H242ZM15 139V138H14ZM19 139V138H18ZM46 139H47V137H46ZM45 139V140H46ZM62 139V138H61ZM89 138H87V141H88V143L90 144V143H92L90 140H88ZM100 139V138H99ZM143 139V138H142ZM219 139V138H218ZM230 139V138H229ZM248 139V138H247ZM25 140V139H24ZM36 140V139H35ZM44 140V141H45ZM95 140V139H94ZM107 140V139H106ZM148 140V139H147ZM184 140V139H183ZM235 140V139H234ZM21 141V140H20ZM26 141V140H25ZM39 141V140H38ZM77 141V140H76ZM77 141V142H78ZM92 141H93V139H92ZM190 141V140H189ZM251 141V140H250ZM15 142V141H14ZM17 142V141H16ZM40 142H42V141H40ZM73 142V141H72ZM71 142V143H72ZM77 142H75L76 144H77ZM82 142L84 143L85 141H83L82 140ZM82 142H79L81 145H78L79 146V148L81 149V152H80V149L78 148V147H76L75 145H74V143H72L73 144V146H75L74 148V150L75 151H73L75 154H76V156L78 157V155L80 154H84L82 151V149L83 148H81L80 146H82ZM124 142V141H123ZM147 142V141H146ZM195 142V143H194ZM225 142V141H224ZM230 142V141H229ZM4 143V142H3ZM10 143V142H9ZM28 143V142H27ZM44 143V142H43ZM88 143H87V145H88ZM125 143V142H124ZM170 143V145H171V141L169 142ZM187 143H188V141H187ZM226 143V142H225ZM231 143V142H230ZM249 143V142H248ZM254 143V142H253ZM20 144V143H19ZM23 144V143H22ZM31 144V143H30ZM40 144V143H39ZM47 144V143H46ZM62 144V143H61ZM85 144V143H84ZM109 144V143H108ZM130 144V143H129ZM145 146H144V145ZM166 144H167V146H166ZM189 144V143H188ZM187 144V145H188ZM198 146H197V145ZM214 144V143H213ZM227 144V143H226ZM242 144V143H241ZM28 145V144H27ZM44 145V144H43ZM86 145V146H87ZM124 145V146H123ZM186 145V146H187ZM195 145H196V147H195ZM215 146H216V143L214 144ZM259 145H261V144H259ZM1 146V145H0ZM30 146V145H29ZM28 146V147H29ZM61 146V145H60ZM63 146H64V144H63ZM85 145L83 146L84 148H87ZM91 146V145H90ZM237 146V145H236ZM239 146V145H238ZM263 146H264V144H263ZM25 147H26V145H25ZM59 147V146H58ZM62 147V146H61ZM132 147H131V150H132ZM197 147H199V148H197ZM217 147V146H216ZM219 147V146H218ZM17 148H18V146H17ZM65 148V147H64ZM91 148V147H90ZM249 148V147H248ZM25 149V148H24ZM27 149V148H26ZM30 149V148H29ZM37 149V148H36ZM58 149H60V148H58ZM73 149V148H72ZM89 149V147L87 148V150ZM150 149V150H149ZM172 149V148H171ZM189 149V148H188ZM223 149V148H222ZM226 149V148H225ZM262 149V148H261ZM20 150H22L21 152L23 153V149H20ZM89 150H91V149H89ZM93 150H91V151H93ZM232 150H233V148H232ZM239 150V149H238ZM249 150H251V149H249ZM255 150H257V149H255ZM263 150V149H262ZM55 151H56V149H55ZM58 151V150H57ZM69 151V150H68ZM71 151V150H70ZM85 151V150H84ZM146 151H147V154H146ZM175 151V150H174ZM253 151V150H252ZM20 152V151H19ZM20 152V153H21ZM24 152H26V151H24ZM38 152V151H37ZM59 152V151H58ZM57 152V153H58ZM60 152H61V149H60ZM73 152H71V153H73ZM169 152H173L172 150L171 151H169ZM233 152V151H232ZM236 152H238V151H236ZM235 152V153H236ZM240 152V151H239ZM244 152V151H243ZM264 151H262V153H263ZM27 153V152H26ZM54 153V152H53ZM88 153H90V152H88ZM91 153H93V152H91ZM114 153V154H113ZM130 153V152H129ZM152 153V154H151ZM160 153V154H159ZM191 153V152H190ZM216 153V152H215ZM214 153V154H215ZM256 153V152H255ZM29 154V153H28ZM66 154V153H65ZM118 154V153H117ZM150 154H151V156H150ZM167 155H168V153H166ZM172 154V153H171ZM192 154V153H191ZM217 154V153H216ZM220 154V153H219ZM54 156H56L55 154H53ZM52 155V156H53ZM61 155V154H60ZM67 155V154H66ZM71 155V154H70ZM74 155V154H73ZM79 155V157H82V156H80ZM86 155V154H85ZM84 155V156H85ZM91 155V154H90ZM116 155V154H115ZM153 156L155 159H156V156ZM164 155V154H163ZM174 155V154H173ZM177 155V154H176ZM175 155V156H176ZM184 155V154H183ZM201 155V154H200ZM233 155V154H232ZM257 155V154H256ZM20 156H23V155H20ZM25 156H26V154H25ZM24 156V157H25ZM28 156V155H27ZM26 156V157H27ZM51 156V155H50ZM75 156V157H76ZM88 156V155H87ZM92 156V155H91ZM109 156H107V158L109 157ZM118 156V157H119ZM194 156V155H193ZM208 156V155H207ZM224 156V155H223ZM244 156V155H243ZM73 157V156H72ZM130 157V158H129ZM148 157V158H149ZM191 157V156H190ZM212 157H214V155L212 156ZM222 157V156H221ZM235 157V156H234ZM68 158V157H67ZM74 158V157H73ZM83 158V157H82ZM92 158V157H91ZM91 158H90V160H91ZM109 158V159H110ZM141 158H143V157H141ZM145 158V157H144ZM160 158V157H159ZM171 158V157H170ZM170 158L168 159V160H170ZM181 158H182V156H181ZM184 158V157H183ZM230 158H231V156H230ZM237 158V157H236ZM51 159V158H50ZM53 159L54 158H52V160L51 161H53ZM57 159H58V157H57ZM60 159V158H59ZM71 159V158H70ZM70 159H69V161H70ZM75 160H76V158H74ZM79 159V158H78ZM78 159H77V161H78ZM88 159V158H87ZM137 159V158H136ZM147 159V158H146ZM173 159V158H172ZM198 159V158H197ZM213 159V158H212ZM220 159V158H219ZM234 159V158H233ZM246 159V158H245ZM257 159V158H256ZM24 160V159H23ZM73 160V159H72ZM80 160V159H79ZM111 160V159H110ZM112 160H115V158L114 159H112ZM121 160V159H120ZM120 160H118L119 162H121ZM145 159H143V161H144ZM152 160V159H151ZM157 160V159H156ZM196 160V159H195ZM216 160V159H215ZM227 160V159H226ZM243 160V159H242ZM22 161V160H21ZM50 161V162H51ZM54 161H56V160H54ZM68 161V162H69ZM74 161V160H73ZM81 161V160H80ZM79 161V162H80ZM82 161H83V159H82ZM92 161V160H91ZM116 161V160H115ZM114 161V162H115ZM124 161V160H123ZM127 161H129V160H127ZM127 161L125 160V162L127 163ZM149 161H150V159H149ZM153 161V160H152ZM163 161H165V160H163ZM175 161H177V160H175ZM210 161V160H209ZM219 161V160H218ZM222 161V160H221ZM224 161H225V159H224ZM60 162V161H59ZM76 162V161H75ZM79 162L77 163V164H79ZM90 162V161H89ZM113 162V161H112ZM113 162V163H114ZM131 162V161H130ZM134 162V161H133ZM155 162V161H154ZM157 162V161H156ZM181 162V161H180ZM227 162H228V160H227ZM250 162V161H249ZM26 163V162H25ZM83 163H85L84 161H83ZM82 163V164H83ZM1 164V163H0ZM7 164V163H6ZM58 164V163H57ZM64 164V163H63ZM69 164V163H68ZM70 164H73V163H71L70 162ZM103 164H104V167L105 168H103ZM117 164V163H116ZM122 164V163H121ZM150 164V163H149ZM148 164V165H149ZM176 164V163H175ZM182 164H183V162H182ZM181 164V165H182ZM248 164V163H247ZM22 165V164H21ZM24 165V164H23ZM47 165V164H46ZM48 165H49V163H48ZM47 165V166H48ZM51 165V164H50ZM67 165V164H66ZM66 165H64V166H66ZM74 166H75V164H73ZM87 165V164H86ZM124 165V164H123ZM128 165V164H127ZM136 165V164H135ZM142 165V164H141ZM144 165V164H143ZM164 165V164H163ZM4 166V165H3ZM26 166V165H25ZM70 166H72V165H69V167ZM119 166V165H118ZM131 166V165H130ZM151 166V165H150ZM168 166H169V164H168ZM172 166H174V165H172ZM179 166V165H178ZM183 166V165H182ZM230 166V165H229ZM6 167V166H5ZM10 167V166H9ZM50 167V166H49ZM58 167V166H57ZM67 167V166H66ZM79 167H80V165H79ZM111 167V166H110ZM121 167V166H120ZM134 167V166H133ZM140 167V166H139ZM160 167V166H159ZM180 167V166H179ZM231 167V166H230ZM232 167H234V166H232ZM248 167V166H247ZM1 168V167H0ZM11 168H13V167H11ZM25 169H27L26 167H24ZM43 168H46V167H43ZM63 168V167H62ZM72 168V167H71ZM77 168V167H76ZM88 168H89V170H88ZM103 168V169H102ZM107 168V169H108ZM114 168H117V167H114ZM114 168H113V170H114ZM119 168V167H118ZM118 168H117V170H118ZM124 167H122V169H123ZM138 168V167H137ZM141 168V167H140ZM150 168V167H149ZM162 168H163V166H162ZM170 168V167H169ZM181 168V167H180ZM229 168V167H228ZM3 169V168H2ZM7 169H9L10 170V168H8V165H7ZM14 169V168H13ZM20 169V168H19ZM34 169V168H33ZM40 169H42V168H40ZM50 169V168H49ZM69 170H71L70 168H68ZM67 169V170H68ZM83 169V170H82ZM111 169V168H110ZM129 169V168H128ZM132 169V168H131ZM144 169V168H143ZM156 169V168H155ZM168 169V168H167ZM170 169H173V168H170ZM170 169H168V170H170ZM178 170H180L179 168H177ZM231 169V168H230ZM43 170V169H42ZM63 170V169H62ZM65 170V169H64ZM68 170V171H69ZM73 170H74V167H73ZM72 170V171H73ZM77 170V169H76ZM79 170V169H78ZM77 170V171H78ZM116 170V169H115ZM121 170V169H120ZM124 170V169H123ZM145 170H146V168H145ZM162 170V169H161ZM161 170H159V172L161 171ZM164 170V169H163ZM233 170V169H232ZM257 170V169H256ZM20 171V170H19ZM47 171V170H46ZM49 171V170H48ZM52 171V170H51ZM50 171V172H51ZM66 172V173H69V177H71L70 176V174H72V173H70V172H72V171H69V172ZM110 171H112V170H110ZM131 171V170H130ZM141 171V170H140ZM147 172H148V170H146ZM153 170H151V172H152ZM177 171V170H176ZM237 171V170H236ZM242 171V170H241ZM255 171V170H254ZM259 171V170H258ZM3 172V171H2ZM27 172V171H26ZM64 172V171H63ZM106 172V171H105ZM113 172V171H112ZM135 172V171H134ZM166 172V171H165ZM164 172V173H165ZM169 172V171H168ZM174 172H175V170H174ZM261 172V171H260ZM43 173V172H42ZM53 173V172H52ZM66 173H64V174H66ZM76 173V172H75ZM80 173V172H79ZM85 173V174H86ZM111 173V172H110ZM137 173V172H136ZM138 173H139V171H138ZM143 173V172H142ZM145 173V172H144ZM177 173V172H176ZM253 173V172H252ZM251 173V174H252ZM12 174H13V172H12ZM20 174V173H19ZM58 174V173H57ZM63 174V175H64ZM74 174V173H73ZM85 174L83 173L82 175H84L83 176V178H85ZM92 174V175H91ZM154 174V173H153ZM162 174V173H161ZM175 174V173H174ZM179 174V173H178ZM250 174V173H249ZM21 175V174H20ZM76 175V174H75ZM104 175V174H103ZM109 175V174H108ZM111 175V174H110ZM109 175V176H110ZM113 175V174H112ZM121 175H122V173H121ZM127 175V174H126ZM134 175V174H133ZM132 175V176H133ZM171 175V174H170ZM173 175V174H172ZM181 175V174H180ZM224 175V174H223ZM1 176V175H0ZM17 176V175H16ZM46 176V175H45ZM49 176V175H48ZM52 176H53V174H52ZM51 176V177H52ZM54 176H56V175H54ZM54 176H53V178L52 179H54ZM68 175H66L65 177H67ZM72 176H74V175H72ZM79 176V175H78ZM100 176V175H99ZM99 176H97V177H99ZM120 176V175H119ZM123 176V175H122ZM128 176V175H127ZM131 176V175H130ZM131 176V177H132ZM179 176V175H178ZM183 176V175H182ZM216 176V175H215ZM218 176V175H217ZM7 177V176H6ZM6 177L4 178V179H6ZM47 177V176H46ZM61 177V176H60ZM63 177V176H62ZM94 177H96V176H94ZM93 177V178H94ZM101 177V176H100ZM113 177V176H112ZM123 177H125L126 179H123V178H121V176L119 177L120 179H119V181H118V178H116L117 180V183H113V184H116L115 185V187L117 186V188H115V189H113L114 187H112V189L110 188V186H108V184L106 185V187H104V188H102L101 186V188L100 189H98L97 187L96 188H94V189H96V190H94L93 188H91V189H89V190H87L86 188H85V186H83L85 189H86V191L87 192H85V189L83 188V187H76V189H81V188H83L81 191H79V192H81V193H83V190H84V192L85 193H83V195H81V193L80 194H73V191L75 190V193H79L78 192V190L76 191V189H75V187L73 188L74 190H72V189H70L71 190V192H72V195L71 196H69L67 193H65L67 196H69V197H71L72 199H73V203L71 202L70 204L68 203V201L66 202V200H67V196L65 197V200H64V198H62V197H64L63 195H62V197H61V199L63 200V201H65V202H62V204H61V201H55V199H56V197L54 198L52 195V199L49 201L48 200V204H45V206L44 207H42V208H40L39 209V207L37 208L36 206L38 205V204H32L35 200V197H33V195H32V191H36V190H32L33 189V186L35 187L36 185H33L32 186V188H30L31 189V192L29 191L30 189H29V187H31V184L29 183V185H28V182H27V185H23L24 183H23V181H22V185L21 184H19V185H21V186H19V187H15V188H13V189H4V187H6V186H4L3 188H1L0 187V204L3 206L2 208H3V212H4V214L3 215H5V214H8L9 216H10V218H11V216L12 217H14V218H12V220L11 219H9L10 221H13V220H15V219H18V220H23V222L24 223H26L27 224V227L30 229V230H32L31 232L33 233V236L35 237L36 236V238H34L33 236H29V234H27L28 232H26L25 233V231H26V228L27 227H25L24 225L25 224H23V226H24V228H25V231H18V230H20V229H16L17 228V226H16V228L12 225H9V223H11V222H9L8 221V218L7 217H9L8 215L7 216H3V215H1V218H0V223L2 222L3 223V225L1 226V228H0V264H63V262L64 261H66L64 258H65V256L64 255H62V253L64 252V254H66V257H70V258H68L69 259V261L67 260V262H65V263H67L68 264V262H70L69 264H73V263H71V262H74V261H70V260H72V259H75L76 261V263L74 262V264H126L127 263V260L129 261L127 264H129V263H131L135 258H133V260L131 261V260H129V256H127V253L128 252H130V250L132 251L133 250V248H132V246H134V248H135V239H136V237L138 238L139 236H137V234H138V232H140L139 233V235L140 234H142V233H144V235H149L150 233L149 232H151V235H153V240H154V242L156 241H158L159 243H161L160 244V247L161 248H163L162 246H164L165 248H168L169 246H171L174 242L176 243V242H178V240H176L177 239V237H174V236H176L179 232L182 234V235H184L183 237L184 238H186V239H188V240H186L187 241V243H186V241H179V244H181V245H178L177 243H176V245H178V246H176V247H179V246H181V248H186V250L188 251L189 249H190V246L191 247H196V246H192V244L193 245H196V242H199V246H198V248H199V250H198V248L196 247V249L198 250V252H197V250H196V253H200V252H202V254L200 253L199 255H201V257H199V256H197L198 254H196V256L197 257H195L194 258V253H193V257L190 255V257H188L187 258V256H188V254H186L187 256H186V258H187V260L186 261H189L190 259L189 258H191V260L190 261H192V260H197V259H199V258H203L202 257V255L205 257H208L207 256V253L205 254H203V252L205 251V252H207V251H212L213 249L211 248V247H215V249H214V251H217L218 249H219V247L218 246H220L221 244H223V242H224V246L222 247L223 249H224V247H226V246H230V247H233V248H237L235 251H232L233 250V248H231V252H230V254L231 253H233V254H235L234 252H236L237 253V250L238 249H243V251L241 250L240 251V254L242 253V252H244V251H246L245 253L246 254H248L249 253V255H246V256H244V257H250L251 255H252V257H254V258H252V257H248V261H250L249 263L250 264H252L251 262L254 260V262H253V264H255V258L257 257V256H260L262 259H264V250H262V249H260V248H258L257 246H253L252 245V243H247V241L245 242V241H243V243H242V241H240L239 242V240L240 239H238V241H236L235 239L236 238H234V239H232L231 237H232V235L231 234H233V233H235V232H233L232 231V233L231 234H229V235H231V237H229L230 239H232V240H228V237L227 236H225V235H227V233L223 236V234H222V237H221V233H223L226 229H223L224 231L223 232H218V233H220V235H218V233L216 234L218 237H220V238H217V236H214L213 234L215 233H213V234H209V233H207L206 231H205V233L204 232H201L202 230H201V228H200V230L198 229V230H196V231H189V230H185L186 228H185V226L186 225H184L183 224V222H182V220L179 218V215L178 216H175L174 215V213L173 212H171L170 210V212H171V214H173L172 216H171V214H170V212L169 211H167V209H165L164 208V206H162L163 207V210H161L162 209V207L160 206L161 204H159V205H154V204H152V205H154V206H151V205H148V204H142V202H141V204H136V200H134L133 198H135V197H133V196H135L134 194L135 193H138V192H140L141 193V189H139L140 191H138V187H139V181L137 182L139 185H138V187L136 188V186H134V189H137V190H134L135 191V193L132 195V199L134 200H131V201H133L132 203L133 204H131V201H130V204H128L127 202V204L124 202V200H122L123 198L125 199V197L126 196H129L130 195V193H129V191H128V193H125V192H127V190H124L125 188H127V186H130L131 187V185H132V181H131V184H130V180L124 175ZM159 177V176H158ZM166 177H168L167 175H166ZM172 177V176H171ZM220 177V176H219ZM224 177V176H223ZM227 177V176H226ZM244 177V176H243ZM257 177V176H256ZM13 178V177H12ZM44 178V177H43ZM72 178V177H71ZM74 178V177H73ZM102 178H103V176H102ZM101 178V179H102ZM104 178H105V176H104ZM108 178V177H107ZM114 178V177H113ZM140 178H142V177H140ZM146 178H147V176H146ZM155 178V177H154ZM176 178V177H175ZM231 178V177H230ZM251 178V177H250ZM1 179V178H0ZM25 179V178H24ZM40 179V178H39ZM51 179V178H50ZM62 179V178H61ZM60 179V181H62V180H64V179H62L61 180ZM100 179V178H99ZM133 179V178H132ZM138 179V178H137ZM143 179V178H142ZM145 179V178H144ZM143 179V180H144ZM161 179V178H160ZM162 179H165V177H163ZM161 179V180H162ZM167 179V178H166ZM180 179V178H179ZM178 179V180H179ZM219 179V178H218ZM221 179V178H220ZM262 179V178H261ZM32 180V179H31ZM34 180V179H33ZM45 180L47 181V179L45 178ZM57 180V179H56ZM55 180V181H56ZM88 180L86 181V180H83L82 179V181H86V183H87V185H89L90 183H93L91 180V182H88ZM105 180V179H104ZM115 180V179H114ZM152 180V179H151ZM186 180V179H185ZM214 180H215V178H214ZM214 180H212L211 182H209L210 184H211V186H213V185H215V183L213 182ZM225 180V179H224ZM226 180H227V178H226ZM229 180V179H228ZM233 180V179H232ZM247 180V179H246ZM3 181V180H2ZM16 181V180H15ZM28 181V180H27ZM37 181V180H36ZM35 181V182H36ZM40 181V180H39ZM49 181H51V180H49ZM59 181V179L56 181L57 183H60V181ZM94 181V180H93ZM98 181V180H97ZM156 181V180H155ZM171 181V180H170ZM256 181V180H255ZM1 182V181H0ZM5 182V181H4ZM11 182H12V180H11ZM26 182V181H25ZM56 182H53V183H55L56 184ZM73 182V181H72ZM79 182V181H78ZM99 182V181H98ZM115 182V181H114ZM148 182V181H147ZM147 182H145L146 184H147ZM162 182V181H161ZM166 182H167V180H166ZM174 182V181H173ZM173 182H172V184H173ZM222 182V181H221ZM223 182H225V181H223ZM231 181H229V183H230ZM234 182V181H233ZM2 183V182H1ZM17 183V182H16ZM52 183V182H51ZM156 183V182H155ZM160 183V182H159ZM162 183H165V181L164 182H162ZM162 183H160L161 185H162ZM241 183V182H240ZM4 184V183H3ZM11 184V183H10ZM15 184V183H14ZM39 184V183H38ZM49 184V183H48ZM62 184V183H61ZM70 184H71V181H70ZM69 184V185H70ZM78 185L80 184V183H77ZM82 184H83V182H82ZM112 184V185H113ZM142 184V183H141ZM145 184V185H146ZM153 184V183H152ZM157 184V183H156ZM160 184H158V185H160ZM175 184V183H174ZM210 184H209V186H210ZM219 184V183H218ZM17 185V184H16ZM52 185V184H51ZM63 185V184H62ZM62 185H61V188H62ZM171 185V184H170ZM216 185H217V181H216ZM230 185V184H229ZM235 185V184H234ZM243 184H241V186H242ZM253 185V184H252ZM251 185V186H252ZM44 186V185H43ZM56 188H58L59 187V185H57L56 184ZM75 186V185H74ZM94 186H95V182H94ZM97 186H98V184H97ZM167 186V185H166ZM172 186V185H171ZM180 186V185H179ZM183 186V185H182ZM223 186V185H222ZM225 186V185H224ZM240 186V185H239ZM238 186V187H239ZM249 186V185H248ZM262 186V185H261ZM13 187V186H12ZM37 187H39V186H37ZM42 187V186H41ZM48 187V186H47ZM52 187V186H51ZM55 187V186H54ZM72 187H73V184H72ZM71 187V188H72ZM91 187H93V186H91ZM141 187V186H140ZM145 187V186H144ZM157 187V186H156ZM156 187H153V188H156ZM161 187V186H160ZM170 187V186H169ZM181 187V186H180ZM179 187V188H180ZM187 187V186H186ZM213 187H216V186H213ZM217 187H218V185H217ZM216 187V188H217ZM226 187V186H225ZM224 187V188H225ZM233 187V186H232ZM247 187V186H246ZM40 188V187H39ZM43 188V187H42ZM56 188H54V189H56ZM60 187L58 188V189H61ZM68 188V187H67ZM70 188V187H69ZM89 188H90V186H89ZM121 188H123V189H121ZM150 188H151V186H150ZM164 188V187H163ZM175 188V187H174ZM219 188V187H218ZM221 188V187H220ZM236 188V187H235ZM241 188V187H240ZM256 188V187H255ZM47 189V188H46ZM46 189H44L43 190V192L46 190ZM49 189V188H48ZM117 189H121V191L120 190H118V192H115L114 190H116L117 191ZM166 189V188H165ZM182 189H183V187H182ZM212 189H214V188H212ZM241 189H245L244 187L243 188H241ZM248 189H249V187H248ZM254 189V188H253ZM257 189V188H256ZM263 189V188H262ZM261 189V190H262ZM52 190V189H51ZM57 190V189H56ZM56 190H53V191H56ZM124 190V192H122ZM129 190V189H128ZM156 190V189H155ZM168 190V189H167ZM179 190V189H178ZM189 190V189H188ZM221 190V189H220ZM251 190V189H250ZM39 191V190H38ZM49 191V190H48ZM93 191V192H92ZM131 191V190H130ZM133 190L131 191V192H134ZM143 191V190H142ZM172 191V190H171ZM177 191V190H176ZM182 191V190H181ZM200 191H202V190H200ZM199 191V192H200ZM216 191H217V189H216ZM215 191V192H216ZM219 191V190H218ZM228 191V190H227ZM231 191V190H230ZM243 191V190H242ZM245 191H247V190H245ZM253 191V190H252ZM256 191V190H255ZM47 192V191H46ZM51 193H52V191H50ZM49 192V193H50ZM59 192V191H58ZM62 192V191H61ZM88 192H90V193H88ZM154 192V191H153ZM168 192V191H167ZM179 192V191H178ZM187 192V191H186ZM194 192V191H193ZM192 192V193H193ZM258 192V191H257ZM34 193V192H33ZM36 193V192H35ZM42 193V192H41ZM40 193V194H41ZM53 193H55V192H53ZM63 193V192H62ZM61 193V194H62ZM145 193V192H144ZM196 193V192H195ZM233 193V192H232ZM231 193V194H232ZM44 194V193H43ZM47 194V193H46ZM60 194V193H59ZM69 194H71V193H69ZM124 194V195H126L125 197H120V196H122V195ZM142 194H143V192H142ZM146 194V193H145ZM181 194V193H180ZM179 194V195H180ZM204 194V193H203ZM203 194H201L202 195V197H203ZM211 193H209V195H210ZM214 194V193H213ZM230 194V193H229ZM244 194V193H243ZM250 194V193H249ZM253 194V193H252ZM36 195V194H35ZM38 195V194H37ZM50 195V194H49ZM137 195V194H136ZM141 195V194H140ZM139 195V196H140ZM153 195V194H152ZM164 195V194H163ZM162 194H159L158 196H160V197H162L163 198V200H166V201H168L169 199H170V197L171 196H169V198H168V195H164L163 196ZM197 195H199V194H197ZM209 195H207V196H209ZM264 195V194H263ZM138 196V195H137ZM142 196V195H141ZM154 196H156V195H154ZM157 196V197H158ZM173 196V195H172ZM175 196V195H174ZM188 196V195H187ZM193 196V195H192ZM205 197H207L206 196V194L204 195ZM215 196V195H214ZM214 196H211L212 198L214 197ZM251 196V195H250ZM253 196V195H252ZM251 196V197H252ZM255 196V195H254ZM50 197V196H49ZM58 197V196H57ZM195 197V196H194ZM211 197H208L207 199L208 200H206V201H209L208 203H210L211 201H213V200H211L210 201V199H211ZM229 197H230V195H229ZM238 197V196H237ZM59 198V200H60V197H58ZM120 198H122L121 200V202H120ZM129 198H130V196H129ZM142 198H143V196H142ZM141 198V199H142ZM145 198V197H144ZM153 198H155L156 199V197H153ZM189 198V197H188ZM241 198V197H240ZM245 198V197H244ZM249 198V197H248ZM264 198V197H263ZM38 199V198H37ZM46 199H49V198H46ZM72 199H70V200H72ZM136 199V198H135ZM158 199H160L161 200V198H159L158 197ZM190 199V198H189ZM204 199V198H203ZM216 199V198H215ZM68 200H69V198H68ZM130 200V199H129ZM138 200V199H137ZM147 200H149V199H147ZM162 200V201H163ZM193 200H194V198H193ZM243 200V199H242ZM258 200V199H257ZM259 200H262V199H259ZM258 200V201H259ZM143 201V200H142ZM146 201V200H145ZM159 201V200H158ZM170 201V203H171V201H172V199L171 200H169ZM168 201V202H169ZM177 201V200H176ZM175 201V202H176ZM191 201V200H190ZM195 201H196V199H195ZM201 201V200H200ZM205 200H203V201H201V202H204ZM70 202V201H69ZM135 202V203H134ZM161 202V201H160ZM194 202V201H193ZM214 202H215V200H214ZM214 202H212V203H214ZM225 202V201H224ZM223 202V203H224ZM262 202H264V200H262ZM261 202V203H262ZM44 203V202H43ZM42 203V204H43ZM65 203V204H64ZM67 203V204H66ZM125 203V204H124ZM144 203V202H143ZM162 203V202H161ZM198 203V202H197ZM212 203H210V204H201V205H203V207L201 206V205H199V207H200V209H202V208H208V209H210V210H208L207 211V213H206V215H211V217L213 218L214 216L216 217L217 215L220 217L221 215H222V218L223 217H225V216H227L225 213H230V212H228V211H230V208H229V206L228 205H223V204H216V203H214V204H212ZM227 203V202H226ZM195 204V203H194ZM163 205V204H162ZM164 205H166V204H164ZM172 205H175V206H177L176 207V209H175V211L176 210H178L179 209V211L181 212L183 209L185 210V204L184 205H182V204H172ZM197 205V206H198ZM247 205V204H246ZM27 206L29 207V212L31 211L30 209H33L32 210V212H30V215H27L28 213H26L25 211H23L24 209L23 208H27ZM30 206H31V208H30ZM39 206V205H38ZM43 206V205H42ZM170 206H171V204H170ZM187 206V205H186ZM212 206H213V208H212ZM228 206V207H227ZM172 207H174V206H172ZM187 207H189V206H187ZM196 207V206H195ZM195 207H193V208H195ZM234 207V206H233ZM248 207V206H247ZM25 208V209H26ZM169 209H172V208H170V207H168ZM178 208V209H177ZM192 207H190V209H191ZM192 208V209H193ZM222 208V209H221ZM227 208H229V209H227ZM38 209V210H37ZM165 209V210H164ZM199 208H197V210H198ZM211 209H213V212L211 211ZM225 209H227V210H225ZM139 210H140V212L142 211V214H141V216L139 215H136V213L137 214H139L138 212H139ZM173 210V209H172ZM196 210V211H197ZM232 210V209H231ZM235 210V209H234ZM138 211V212H137ZM166 212V214H165V212ZM178 211V212H179ZM188 211V210H187ZM186 210H185V212H187ZM195 211V212H196ZM203 211V210H202ZM206 211V210H205ZM227 211V212H226ZM236 211V210H235ZM2 212V213H3ZM6 212V213H5ZM23 212V213H22ZM25 212V213H24ZM169 212V214H167ZM180 212H179V214H180ZM190 212H192V211H190ZM189 212V213H190ZM200 212H201V210H200ZM240 212V211H239ZM238 212V213H239ZM193 213V212H192ZM217 213V214H216ZM220 215H219V214ZM233 213H235V212H233ZM241 214H243L242 212H240ZM261 213V212H260ZM126 214H128V215H126ZM178 214V213H177ZM197 214H200L199 213V210H198V213ZM203 213H201V215H202ZM216 214V215H215ZM230 214H232V212L230 213ZM236 214V213H235ZM136 215V217H137V221L135 220V222L137 223H135L136 225L135 226H139L138 228H139V230L138 229H136V231H138L136 234L134 233H132L133 234V239L131 238V240L129 241V238L128 237H126L127 235H125V234H128V233H126L125 231L127 230V232H130V231H128V229H126L127 227V225L126 224H124L123 223V220H127V219H125V217H127V218H129V216H130V218H132V216L134 217ZM185 215V214H184ZM204 215V214H203ZM240 215V214H239ZM244 215V214H243ZM251 215V214H250ZM174 216V217H173ZM252 216V215H251ZM124 219H123V218ZM135 217V218H136ZM181 217V216H180ZM183 217V216H182ZM202 217V216H201ZM204 217H205V215H204ZM240 217V216H239ZM238 217V218H239ZM248 217V216H247ZM246 217V218H247ZM250 217V216H249ZM123 220H122V219ZM130 218H129V220H130ZM207 218V220L209 219L208 217H206ZM205 218V219H206ZM221 218V219H222ZM227 217H225V219H226ZM234 218V217H233ZM236 219H237V217H235ZM241 218H243L242 217V215H241ZM240 218V219H241ZM244 218H245V216H244ZM245 218V219H246ZM253 218V217H252ZM152 220L151 222L153 223V224H155L154 225V227H148L149 225H150V221H148V220ZM204 219V220H205ZM211 219V218H210ZM218 219V218H217ZM220 219V218H219ZM224 219V218H223ZM254 219V218H253ZM261 219V218H260ZM259 219V220H260ZM122 220V221H121ZM143 220H145V221H143ZM207 220H206V222H207ZM228 219H226L225 221L226 222H228L227 221ZM238 220V219H237ZM242 220V219H241ZM246 220H248V219H246ZM245 220V221H246ZM123 223V225L126 227V228H122V226L121 225H118V224H120L121 222ZM128 221V220H127ZM148 221V222H147ZM213 221V220H212ZM215 221V220H214ZM223 221V220H222ZM231 221H233V220H231ZM263 221V220H262ZM261 221V222H262ZM15 222H16V220H15ZM133 221L131 220V223H132ZM139 222H141V224H139ZM201 222V221H200ZM204 222V221H203ZM205 222V223H206ZM218 221H216V222H214V224L215 223H217ZM246 222H248V221H246ZM251 222H253V221H251ZM257 221H255V223H256ZM258 222H260V221H258ZM106 223H108L109 224V226H110V224L114 227V230H113V232L112 231H109V233H106L107 231L106 230H109V228L110 229H113L112 228V226H108V224H106ZM121 223V224H122ZM129 224H130V222H128ZM134 223V222H133ZM146 223V224H145ZM149 225H148V224ZM185 223V222H184ZM17 224V223H16ZM86 224H88V226H89V228H88V226H85ZM210 224V223H209ZM208 224V225H209ZM211 224H212V222H211ZM218 224V223H217ZM222 224V223H221ZM226 223L224 222V225H225ZM229 224V223H228ZM227 224V225H228ZM259 224V223H258ZM22 225V224H21ZM132 225V224H131ZM152 225V224H151ZM230 225V224H229ZM20 226V225H19ZM92 226V227H91ZM133 227H134V225H132ZM153 226V225H152ZM200 226V225H199ZM205 226V225H204ZM235 226V225H234ZM249 226H252V224L250 225L249 224ZM256 226H259V225H256ZM261 226V225H260ZM259 226V227H260ZM264 226V225H263ZM84 227H87L88 229H89V231L91 230V231H95L94 229L96 228V231H98V230H102V232L103 231H106L105 233V235H107V236H105L106 238H107V240H108V238H109V240L110 241H112L113 243H111V242H109V243H111V244H113L112 246H113V250L110 248V250H112L111 252H109V251H106L105 250V247H104V245L105 246H107V243H105L104 245H103V247H102V249H104V251H106V252H104V251H102L101 249V251H102V256L100 255V256H97V254H96V250H98L99 249V247H96L97 249H94L95 247V245L97 244H95V241H94V248L93 247H91L90 248V246H89V244L91 245V243H90V240L91 239H89V241H87L88 239H87V236L88 237H90V235H91V231L89 232V231H85V232H87V235L86 234H84L85 232H84ZM90 227H91V229H90ZM120 227V228H119ZM206 227V226H205ZM210 227V226H209ZM215 227H216V225H215ZM233 227V226H232ZM239 227V226H238ZM247 228H248V226H246ZM262 227V226H261ZM260 227V228H261ZM19 228V227H18ZM20 228H23V227H20ZM92 228H93V230H92ZM106 228H108V229H106ZM128 228H130V227H128ZM132 228V227H131ZM136 228V227H135ZM162 228V229H161ZM165 228H168V231H167V229L165 230ZM199 228V227H198ZM218 228V227H217ZM217 228H215V229H217ZM250 228V227H249ZM254 228H255V226H254ZM260 228H256V229H258L257 231L259 232V229ZM87 229V230H88ZM105 229V230H104ZM169 229L171 230V231H173L174 232V236H173V238H175V239H173L172 238V234H173V232H171V233H167V232H169ZM228 229H230V228H228ZM237 229V228H236ZM263 229V228H262ZM262 229H260V231L262 230ZM21 230H23V229H21ZM30 230H27V231H30ZM165 230V232H163ZM204 230V229H203ZM243 230H245V228L243 229ZM95 231V233H97ZM175 231L177 232V234L175 233ZM228 231V230H227ZM226 231V232H227ZM237 231V230H236ZM239 231H240V229H239ZM246 231H249L248 229L246 230ZM262 231H264V230H262ZM261 231V232H262ZM31 232H29V233H31ZM84 232V233H83ZM93 232H92V235L94 236V234H93ZM133 232V231H132ZM231 232V231H230ZM243 232V231H242ZM241 232V233H242ZM90 233V234H89ZM131 233V232H130ZM129 233V234H130ZM23 234H27L26 236L25 235H23ZM36 234V235H35ZM100 234H102V233H100ZM103 234H104V232H103ZM129 234H128V236H129ZM181 234H179V236H182ZM244 234H248V232L247 233H245L244 232ZM255 234V233H254ZM263 234H264V232H263ZM91 235V236H92ZM143 235V234H142ZM141 235V236H142ZM150 235V236H151ZM251 235V234H250ZM100 236V235H99ZM103 236V235H102ZM101 236V237H102ZM140 236V237H141ZM150 236H148V237H150ZM240 236V235H239ZM249 236V235H248ZM259 236V235H258ZM260 236H262V234L260 235ZM139 237V238H140ZM146 237V236H145ZM152 237V236H151ZM240 237H242V235L240 236ZM244 237V236H243ZM253 237H254V235H253ZM256 237H257V234H256ZM255 237V238H256ZM91 238V237H90ZM105 238V239H106ZM135 238V239H134ZM250 238V237H249ZM258 238V237H257ZM264 238V237H263ZM102 239H103V237H102ZM219 239V240H218ZM245 239H246V237H245ZM98 240V239H97ZM101 240V239H100ZM139 240V239H138ZM143 240V239H142ZM147 240V239H146ZM152 240V239H151ZM151 240H149V241H151ZM242 240V239H241ZM249 240V239H248ZM258 240V239H257ZM145 241V240H144ZM220 241H222L220 244L219 243H217V242H220ZM255 241V240H254ZM261 241V240H260ZM263 241V240H262ZM134 242V243H133ZM147 242V241H146ZM153 242V241H152ZM157 242V243H158ZM195 242V243H194ZM245 242V243H244ZM250 242V241H249ZM252 242V241H251ZM93 243V242H92ZM100 243H101V241H100ZM99 243V244H100ZM108 243V244H109ZM142 243V242H141ZM148 243H150V242H148ZM162 243H163V245H162ZM174 243V244H175ZM191 243V245L189 246V244ZM225 243H226V245H225ZM260 243V242H259ZM99 244H98V246H99ZM111 244H109V245H111ZM145 244V243H144ZM155 244V243H154ZM188 244V245H187ZM215 244H218V246H215ZM249 244H251V245H249ZM261 244H264V242H261ZM151 245V244H150ZM156 246H157V244H155ZM187 245V246H186ZM49 246H51L50 248H52V247H54V248H56V250L58 251V249L60 250V251H62V253H60V255L59 256H61L62 255V257H63V259L62 260H64L63 262H62V260H61V258H60V260H59V258H58V260H57V262H55V260L53 259V257H54V255L53 254H51V252L53 251L52 249V251L50 252V250L49 249H47V248H49ZM111 246V247H112ZM115 246V247H114ZM139 246V245H138ZM143 246V245H142ZM152 246V245H151ZM156 246H153L154 247V249L156 250V249H158L159 248V245H158V247H156ZM174 246V245H173ZM262 246V245H261ZM108 247V246H107ZM128 247H129V250H128ZM148 247H149V244H148ZM148 247L146 248V250L148 249ZM175 247V246H174ZM220 247V248H221ZM254 247V248H253ZM256 247V248H255ZM94 249V250H91V249ZM136 248H137V245H136ZM135 248V249H136ZM144 248V247H143ZM173 248V247H172ZM217 248V249H216ZM84 249H86V250H84ZM115 249V250H114ZM126 249L128 250L127 252H126ZM134 249V250H135ZM145 249V248H144ZM143 249V250H144ZM151 249V248H150ZM153 249V248H152ZM160 249V248H159ZM200 249H201V251H200ZM210 249H212V250H210ZM226 249H228V247H226L225 248V250H222V249H220V251H226ZM255 249V250H254ZM134 250L132 251V252H134ZM137 251H138V249H136ZM135 250V251H136ZM142 250V249H141ZM145 250V251H146ZM167 250V249H166ZM177 250H178V248H177ZM183 250V249H182ZM193 250H194V248H193ZM228 250H230V248L228 249ZM55 251V250H54ZM87 251V252H86ZM100 251V252H101ZM145 251L143 252V253H145ZM148 251V250H147ZM154 251V250H153ZM159 251V250H158ZM168 251V250H167ZM178 251H181V250H178ZM184 251V250H183ZM192 251V250H191ZM191 251H189V253L191 252ZM200 251V252H199ZM214 251H212L213 253H217V252H219V251H217V252H214ZM90 252H92V253H90ZM100 252H99V254H100ZM132 252L130 253V254H132ZM156 252V251H155ZM161 252V251H160ZM193 252V251H192ZM194 252H195V250H194ZM126 253V254H125ZM148 253V252H147ZM150 253V252H149ZM162 253V252H161ZM222 253H224V252H222ZM239 253V252H238ZM245 253H242V254H244L245 255ZM55 254V253H54ZM56 254H57V252H56ZM55 254V255H56ZM58 254H59V251H58ZM95 254H96V256L97 257H101V258H95ZM98 254V255H99ZM146 254V253H145ZM164 254V253H163ZM175 254V253H174ZM172 255V256H175V255H178L179 256V254L180 253H176L175 255ZM182 254V253H181ZM210 254V253H209ZM220 255H221V253H219ZM226 254V253H225ZM53 255V256H52ZM68 255V256H67ZM133 255H134V253H133ZM156 255V254H155ZM166 255V254H165ZM211 255H214V254H210V256ZM218 254H216V256H217ZM223 255V254H222ZM229 255V254H228ZM239 255V254H238ZM237 255V256H238ZM4 256H7L8 257V260L7 261H1V259L4 257ZM57 256V255H56ZM55 256V257H56ZM71 256L73 257L72 259H71ZM74 256H75V258H74ZM76 256H77V258H76ZM169 256H170V253H169ZM216 256L214 255V257L213 258H216ZM236 256V258H237V260H235V262L236 261H240V262H243V259H242V257L243 256H241L240 257V259H238L239 258V256L237 257ZM54 257V258H55ZM155 257V256H154ZM160 257V256H159ZM176 257V256H175ZM212 257V256H211ZM227 256H225V258H226ZM243 257V258H244ZM150 258V257H149ZM164 258V257H163ZM167 258H168V256H167ZM166 258V259H167ZM172 258H174V257H172ZM179 258V257H178ZM194 258V259H193ZM210 258V257H209ZM220 258L221 259H224V257L222 256H220L219 257V260H220ZM231 259L232 258H234V257H230ZM261 258H260V260H261ZM44 259L46 260H48V262H44ZM67 259V258H66ZM99 259V260H98ZM131 259V258H130ZM159 259V258H158ZM166 259H164L165 260V263L164 262H159L160 264H166ZM171 259V258H170ZM175 259V258H174ZM177 259V258H176ZM189 259V260H188ZM204 259V258H203ZM203 259H201V261H203V263H204V260ZM206 259V258H205ZM212 259V258H211ZM250 259H253V260H250ZM157 259H155V261H156ZM163 260V259H162ZM163 260V261H164ZM168 260V259H167ZM209 260V259H208ZM217 260V259H216ZM227 261H231V260H228V259H226ZM234 260V259H233ZM232 260V261H233ZM242 260V261H241ZM256 260H258L257 262H256V264L259 262H261V261H259V258H256ZM61 261V262H60ZM171 261H173L172 259H171ZM171 261L169 260V261H167V263L169 262V264L171 263ZM198 261H200V259L198 260ZM206 261V260H205ZM215 261V260H214ZM213 261V262H214ZM246 261V260H245ZM245 261L243 262V263H245ZM248 261H246V262H248ZM263 261V260H262ZM43 262V263H42ZM136 262H138V260L136 261ZM142 262H144V261H142ZM149 262V261H148ZM195 262H197V261H195ZM212 262V261H211ZM216 262V261H215ZM223 262H225V261H223ZM239 262V263H240ZM264 262V261H263ZM184 263V262H183ZM187 263V262H186ZM191 263V262H190ZM189 263V264H190ZM194 263V261L192 262V264ZM201 263V262H200ZM228 263V262H227ZM131 264H133V262L131 263ZM137 264V263H136ZM140 264H147L146 262H144V263H140ZM188 264V263H187ZM197 264V263H196ZM211 264H214V263H211ZM218 264V263H217ZM234 264V263H233ZM247 264V263H246ZM263 264V263H262Z\"/></svg>", "mask_w": 264, "mask_h": 264}]
</instances>
